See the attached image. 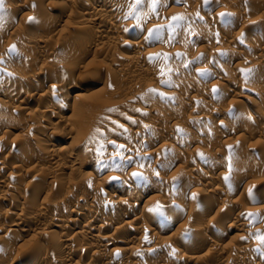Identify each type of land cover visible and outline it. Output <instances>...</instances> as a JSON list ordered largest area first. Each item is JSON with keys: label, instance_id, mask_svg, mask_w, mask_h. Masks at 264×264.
<instances>
[{"label": "rangeland", "instance_id": "374dc122", "mask_svg": "<svg viewBox=\"0 0 264 264\" xmlns=\"http://www.w3.org/2000/svg\"><path fill=\"white\" fill-rule=\"evenodd\" d=\"M3 1H6L5 3L6 4H8L7 6H9L8 8H7V6H5L4 4V6H5V8H4V6H3V9H0V11L2 12H0V19L2 20H0V29H1V31H0V33H1V35H0V53H4L5 52V54H10V52H11V54L10 55H12V56H14V55H17V51H16V49H15V52L12 50V46H16L17 44H14L16 41H17V39H20L21 37V39H23L24 38V36H25V38H24V41H22L23 42V44H24V46H26V47H28V48H26L25 47V50H26V59L29 57V49L31 50V47L33 48L34 46H32V44L34 45V43H35V41H37L36 39H38V40H42L43 38L42 37H45L46 39H47V37H48V39H52L51 41H54V40H56L55 38H57V35H58V37L60 36V35H64L63 33H65L66 32V30L68 29V27H72V26H81V25H78L77 24V22H79L78 21V19L76 18V16H74V15H72V16H74V17H71V15H69V14H67L72 8H74V6H72L71 7V5H74V4H71L70 5V3L68 2V0H41L42 2H38V0H3ZM11 1V2H10ZM13 1V2H12ZM35 1L37 2V4L35 3ZM119 1V5L118 6H120L122 9H125V10H127L126 12L128 13L127 14V17L125 18V20H124V23L125 24H130V26H128V30L125 32V35H126V37H129L130 36V38H137V39H142L143 38V40H144V44H145V46L142 48V50H141V52H143V53H152L153 52V54H154V56H155V59L153 60V61H151V62H149L150 63V65L149 64H147L148 65V69H149V71H153V72H155V76L157 75V77H155L154 75L152 76V75H150V74H142L141 76H138V77H133V75L132 74H134V73H132V72H134L135 70H136V68H138L139 66L140 67H143V69H147L146 67L147 66H142L144 63L142 62V63H139V64H142V65H139L138 63L134 66V64H125V63H121L120 62V55L121 54H125V53H127L128 52V49L127 48H124V47H120V46H115L114 47V45H109V41L108 40H110L111 38H112V34H114V32L113 31H111L110 29V31H106V33H103L102 35L100 34H97V32H96V28H94V27H87V28H85L84 29V31L83 32H81V33H79V34H77V35H75V37H73V39H72V44H71V46H73L74 47V49L71 47V48H68L69 49V52H72L71 54H69L68 53V49H64V48H62V50L60 49V50H58V52L56 53V55H57V58H56V56H55V58L54 59H52V60H50V63H48L49 65H50V67H48L49 65H47L46 67H45V69H47V70H43L42 72H43V75H41V77H43L44 78V80H43V78H39V81L40 82H44V84L46 85V84H48V83H52L53 81H51L53 78H54V75H59L60 76V78H61V76L63 75L62 73H64V75H66L65 77L63 76L62 77V80L61 79H59V76L57 75V84L58 85H60L61 84V86H62V83L64 84L62 87H61V91H63L64 89L63 88H65V92L67 91L68 92V90L67 89H69L70 88V86H74V84H75V90H78V88L80 87L79 85L81 84V86H87L88 88H90V90L92 89V92L90 91L89 92V95H87L85 98H84V100L82 99V102H80L78 99H74V95L76 94V93H72V94H67L68 96H65L64 95V97H63V94H65V92L63 93V94H61V96L63 97V99H62V97L60 98V99H58V101H57V98L58 97H55L56 96V94H52V95H49L48 96V100H49V98H50V100L49 101H47V102H45V101H43L42 99H40V98H38L39 99V101H37L36 99H35V97L36 96H34V97H32V98H30V99H28V106H27V108H26V110H25V112H23V113H21L20 115H19V113H16V112H14L13 111V107L11 108V109H9V108H0V114L1 115H4L3 117L1 116V119H0V121H2L3 122V124L5 123V124H8V123H6L5 122V118L4 117H6L7 115H8V117H9V115L10 116H12V118H14V119H17V121L18 122H20L18 119H21L22 121L24 120V118H25V116L27 115L26 113L28 112V113H33L34 114V112L36 111L37 113H39L40 115H41V110L43 111L44 109H45V107H47V106H53L54 104V106L55 107H57V109L59 110V116L57 115L56 117V119H55V116L51 119V118H48L47 120H46V123L43 125V126H45V130H46V132H45V130L43 131L44 132V134H46L47 136L49 135V138H47L46 140H45V136L46 135H44V134H42L43 132H41L40 130V132H41V134L42 135H44V137L43 136H40L41 134H40V132L38 131V133H37V130H35L36 128L34 127V129H33V127L31 126L33 123H31V122H33V121H30V122H28V121H25V122H23V125L22 126H20V124H19V126H17L18 124L16 123L15 124V120H13L11 117H10V119L8 118V117H6V119L7 120H13V121H11L12 123H13V125H11L12 126V128H11V126H10V124L11 123H9L8 125L10 126H7L8 127V129H7V127H6V125H3V124H1L0 123V125L1 126H3V127H0L1 129H0V136H1V138L3 137V136H5V137H3V138H5L6 139V144L8 143V142H10V144H11V146H12V143H14L15 142V139H16V142L14 143V144H16L17 143V141L19 140V139H21L20 141H18V142H20V146L24 149H22L20 146L18 147V149L19 148H21V152H22V150L24 151V152H22V156H24V157H13L14 159H11L10 157L8 158L7 157V155L6 154H8V152H10V149L8 148L9 147V145L10 144H7V147H5V148H7V149H4L3 151L1 150L0 151V162L1 163H4L5 164V166L6 167H3V170L2 169H0V181L2 180V182L3 183H5V185L4 186H1L2 188H0V199H1V197L3 198L4 196L5 197H7L6 199H8V194H9V197H11V198H9L10 199V201H8L7 200V203L5 202V203H1L0 204V236H2L3 234H5V232L6 231H4L3 229H4V226H5V222L7 221V220H9V221H12V219H13V217H11V218H5L4 219V221L2 222V220H3V216L5 217V213L7 212V211H9L10 213H14L15 212V214H19L20 213V207H21V203L23 202V198H22V196L21 195H23V193L22 192H24V190L26 189V188H29L32 184H34L35 182L37 183V181L39 180V178H34V170L32 169V166H33V164H35L36 165V167H35V169L37 168V170H39L38 168H41L42 169V171L43 170H45L46 169V171H47V169L49 170L50 169V167H52V164H51V162H49V161H46V157L44 156V154H45V152L43 151L44 150V148L42 147V148H39V146H37L36 144L34 145V143L32 142V143H29V142H26L27 140H29L30 139V137H33V136H36V135H38V136H36V137H40L43 141H42V144L43 145H45V146H48V148L50 149V150H52L53 148V151H55L56 153H58L59 155H64V154H66L68 151H69V149H70V147L72 148V146H73V141H75L76 142V138H78V136H80L78 133H80L81 132V129L78 127V125H77V121H78V123H80V125H82V126H86L87 128H88V138L89 139H93L92 141H95V142H97V144H98V146H97V144H96V147H98L97 148V150L96 151H94V149H96L95 147L93 148V149H91V148H89V149H91L90 151L87 149L86 150V152L83 150L82 151V153L83 152H85V153H87L86 155L88 156H94V157H98V158H102V157H104V155H105V152H113L114 151V153L116 154L113 158H111V161H109V160H106L105 161V168H107V166H108V168L110 169H107V171H106V174H120L121 172H124V171H127L129 168H132V167H134L135 169H138V165H139V167H141V166H143L142 167V169L144 168V170H145V168L146 169H149V168H152V169H155L158 165H156V162L159 160H157L156 158H157V156H159V157H161V155H163L164 154V156H170V155H172V150L174 151V149H173V147L172 146H175L174 144L176 143H178L179 142V144H180V146H179V144H177L176 145V147L178 148H176L177 150H178V152H179V154H178V157H177V159H176V165H178V163H179V165L183 162V159H184V157L183 156H185V159H189L190 158V155H191V152H193V150H191V149H194L193 147H195V144H196V142H195V144H194V142H193V140H195L194 138H196V141L198 142L197 144H196V147H198L199 146V148L200 149H202L203 148V150L205 149V147L208 145L209 147L211 146V144H214L216 141H219L218 143H220L221 144V146H218V145H220V144H218L217 142V144L215 143V146L214 147H208L207 146V148H206V150H208V149H210L212 152H215L216 150L218 151V152H220V151H222L224 148H225V146H228L227 147V149H228V151H229V153L228 152H226L227 150H223L224 152H226V153H224L223 151L220 153V155H217L216 156V158H218V159H215L212 163H206V164H208V165H206V164H201L202 162H201V157H199V158H197L196 156V161L195 162H198L199 163V165L201 164L202 165V167L204 166V165H206V166H204L203 168H201V165L199 166L200 168V170H195V171H191V172H187L186 174H182V173H180L179 172V174H177V172H176V166H171V167H166L165 169H163V170H161V173H162V175H159L158 177L159 178H155V179H153L155 182V185H157V189H156V186L154 187V188H152L153 186L152 185H150V186H147V188L149 187H151L150 189L148 188H146V186L144 185L143 186V188L144 189H142V187H140V191L142 190V191H144V194H143V192H142V195L139 193L137 196L139 197V195H141L140 196V198H136L135 200H134V202H136V200L137 199H139V201L137 200V202L135 203L136 204V207L135 208H138V207H140L141 206V204H143V202H144V200L146 199V200H148V197L150 198H152V196H154L155 197V195L156 196H158V195H161V193H167V194H165V195H167V196H169V198L172 200V201H170L169 200V198L167 197L166 199L168 200H166L165 201V196L164 195H161V196H164V197H162L163 199H164V202H166V203H163V204H161V202H163V201H159L160 202V204L161 205H156V204H154L156 207L155 208H157V206H158V209L160 210V211H162V209H163V211H162V215H160V222L162 223V225L164 224L165 226V228L160 232V233H157V236L155 235L154 236V238L153 237H150V230L151 229H154L155 231L154 232H156V231H158V228L157 227H155V226H151L150 225V223L148 222V217H145L144 215L143 216H140V217H142V218H138V222H137V226H143V224H145L144 226L146 227H144L143 226V228H144V230L142 231V234H143V236L144 237H146V241H148V240H150V244H156V245H160V243L161 242H163V243H161V245L162 244H165V241H167L168 239H171V237H175L174 236V234L173 233H179L180 234V232L179 231H177V229H178V227L177 226H179L180 224H181V222H182V224H184V223H186V224H189V226L187 227V226H185L186 228H189L190 229V226H191V228L192 229H194V226L193 225H195V222H196V220H198V219H196L197 217V215L200 213L201 214V217L200 218H203V220H207L208 221V218H211V217H215L216 216V219H218L219 220V222H216V221H218V220H216L215 222L216 223H214L213 225L212 224H208V226H213L216 230H219L220 232L222 231V233L220 234V235H223V236H217V237H215L216 238V242H217V245L219 246V247H216L215 246V250L213 249V251H210L209 253H208V250L207 249H201V251H198V250H200V249H198L197 250V248L195 249V248H191V249H187L188 251L185 253V252H183L184 254H180L179 255V257L178 256H170V257H168V259H167V261H165V263H161V264H264V231L263 230H258L256 227H258V225H260L261 223H263L262 225H264V217H263V213L261 214L260 213V215H255L254 217H252L253 218V220H252V222H250L251 224H249L248 226H249V233L246 235L245 233V235L241 232V231H238V230H235V229H233V230H228L227 228H226V226H227V224L229 223V222H231V220H232V218L231 217H229L228 216V214H226V210L224 211V210H222V207L224 206V205H226L225 206V208H227L228 206H229V204L228 203H230L231 204V202H232V205H231V207L229 206L228 208H232V206H233V204L234 203H237V201H235V199L237 200H239L238 201V203H240L241 202V204H243V205H240L239 204V210L242 212V213H244V214H247L248 213V210H249V212H251L252 210H253V208H257L258 206H262V205H264V202H263V200H262V198H261V190L263 189V186L260 184L261 183V179L264 177L263 175L264 174H262L261 173V171L259 172H257L256 171V173H255V175L253 174V176H252V178L250 179H248V180H246V181H242V182H238L237 183V181H234V183L233 184H229V186H230V190H232L233 188H235V192H233V193H235L233 196H232V198L230 197V195H229V193L231 194V191L230 192H228L227 191V194L229 195H227L226 193H224V194H221V195H219V200H218V198H216L217 199V201H216V204L215 205H213L212 207H211V210L212 211H210V209H207V211L209 212H207L206 210H202V208L204 207L203 205H205V197H203L202 198V196H204V195H202V194H200V195H202V196H200V195H198V197L195 199V203H193V201L192 202H188V207L187 206H185V207H187V210L184 208V210H182V212H183V214L181 215L180 213V215H181V217L182 218H185V219H181V222H172V223H170L169 222V219H168V217L170 218V215H172L173 213H175V212H178V211H180V207H179V205H178V207H176L177 209H179V210H177L176 208H174L177 204H179V198H181L182 197V193H184V192H186V191H190L192 188V190H196L197 191V193L199 192V190H201V188L202 189H213V188H216V186H218V187H222L223 185H222V183L223 184H226L227 183V178L226 177H228L227 175H230V170L231 169H228V166L229 165H227V166H224V165H226L228 162H226V161H228V159L225 161L226 163H223V169H226L225 167H227V169L226 170H228L226 173H225V170H223V169H221V168H219L220 167V164H216V163H220V160H222V159H224L223 157H222V155H226V154H231L230 153V150L232 149V147H233V144H236V143H234V141L236 142L237 141V143H239L238 142V140H239V137H237L238 136V134H239V131H241V133H243L244 131L243 130H245V132H248V130H251V128H253L252 130H254V127L253 126H251V128L246 124V118H244V116H238V115H242V113L241 112H248V113H255V115H256V113L257 114H261V115H264V106H263V104L261 103V104H259V102H260V100L262 99V100H264V94L263 95H260L261 97H259V95L258 96H256V100H257V103H255V104H252V103H250V102H248L246 99H245V97L244 96H246V95H249V96H253L254 94L252 93V87L256 84V80H253V78H252V74H250L248 71V75L245 73V72H243V70L241 71H239V69H237L238 71H237V73H236V70H234V73H232L231 75H229V77L228 78H226L227 77V75H226V73L224 72V70H223V68L225 69L226 68V66H228V64H230V62L232 61V59L234 58V56H230V58H229V55L228 54H226L224 51H226L227 50V47L229 48L230 47V43H227L228 42V40H230L229 38H230V36L236 31H238L239 32V29H240V31L241 30H243V32L245 33V31H247L245 34H244V37H243V40L245 39L246 40V42L248 43V44H253V39H255V41H254V44H258L260 47L262 46V47H264V36H256L255 38L253 37L254 36V34L252 35V34H250L249 32H248V29H246V28H248V26L247 27H244L243 26V28H242V25H244V24H247L248 23V21H258L257 19H259L260 20V17H262V15L264 14V13H262L264 10V0H260V2H258L259 0H255L254 1V4H256V5H254V6H256V7H254L253 5H250V4H252V2L253 1H249L250 3H246L244 6L242 5H240L241 7H243V8H241V7H239V6H236V3H235V1L236 0H215L216 2H214V0H141V2L139 3V4H135L134 2H135V0H118ZM133 1V2H132ZM142 1H143V3H142ZM160 3H159V2ZM167 1V2H166ZM219 1V2H218ZM257 1V2H256ZM11 4H10V3ZM20 2V3H19ZM22 2H23V4H22ZM35 4H33V3ZM149 2V3H148ZM164 2H166V3H164ZM169 2V3H168ZM263 2V3H262ZM40 3V4H39ZM52 3V4H51ZM69 3V4H68ZM158 3V4H157ZM162 3V4H161ZM10 4V5H9ZM17 4H21V5H24L21 9H17L16 8V5ZM29 4V5H28ZM54 4V5H53ZM130 4L132 5V6H130ZM149 4V5H148ZM155 4V5H154ZM233 4H235L234 6H233ZM260 4V5H259ZM32 5V6H31ZM36 6L35 7V9H34V6ZM78 5V4H77ZM76 5V6H77ZM124 5L127 7V9L124 7ZM168 5V6H167ZM246 5H248L249 7L247 8V10L245 9L244 10V8H246L247 6ZM11 6V7H10ZM39 8H38V7ZM52 6V7H51ZM75 6V7H76ZM129 6V7H128ZM160 6H161V8H160ZM251 6H253V8H251ZM258 6V7H257ZM25 7V8H24ZM33 7V8H32ZM51 7V8H50ZM55 7V8H54ZM66 7H69V8H66ZM71 7V8H70ZM147 7V8H146ZM164 7V8H163ZM171 7H173V8H171ZM10 8V9H9ZM31 8L33 9V10H35V11H32L31 10ZM66 8V9H65ZM150 8V9H149ZM226 8V9H225ZM239 8H241V9H243V11H253V9H255L253 12L255 13H253V12H249V14H250V16L248 15V12L247 13H243L242 12V10L240 11V10H238ZM250 8H251V10H250ZM260 8V9H259ZM5 9V10H4ZM7 9V10H6ZM37 9H40V10H37ZM53 9V10H52ZM142 9V10H141ZM230 9V10H229ZM232 9H234L233 11H231ZM10 10V11H9ZM13 10V11H12ZM21 10V11H20ZM45 10V11H44ZM65 10V11H64ZM69 10V11H68ZM175 10H177V11H175ZM256 10H258L257 12H255ZM15 11V12H14ZM31 11V12H30ZM37 11V12H36ZM133 11V12H132ZM148 11H149V13H148ZM160 11V12H159ZM226 11V12H225ZM5 12V13H4ZM188 12V13H187ZM194 12V13H193ZM240 14H238V13ZM240 12H242V13H240ZM261 12V13H260ZM4 13V14H3ZM26 13V14H25ZM39 13V14H38ZM42 13V14H41ZM45 13V14H44ZM139 13V14H138ZM143 13V14H142ZM148 13V14H147ZM258 13V14H257ZM10 14H12L11 16L13 17V19H12V17L10 16ZM15 14V15H14ZM23 14V15H22ZM36 14V15H35ZM38 14V15H37ZM138 14V15H137ZM154 14V15H153ZM177 14V15H176ZM244 15L243 16V18H242V15ZM246 14H247V16H246ZM254 16H253V15ZM260 14V15H259ZM262 14V15H261ZM4 15L6 16V17H4ZM9 17H8V16ZM30 15H32V16H30ZM54 15V16H53ZM62 15V16H61ZM142 15V16H141ZM157 15V16H156ZM176 15V16H175ZM188 15V16H187ZM190 15V16H189ZM221 15V16H220ZM239 15V16H238ZM36 16V17H35ZM40 16V17H39ZM50 16H51V18H53L54 20H58V25L55 23V25H56V27L55 28H53V33H52V31L51 32H49L48 34L46 33V31H44L43 32V30L41 29H39L38 27H35V23L37 24V23H41V19L43 18V22L46 20V19H50ZM69 16V17H68ZM152 16V17H151ZM178 16V17H177ZM187 16V17H186ZM198 16V17H197ZM240 17L241 16V18L239 19L238 17ZM3 17V18H2ZM139 17V18H138ZM147 17V18H146ZM174 17L176 18V19H174ZM6 18V19H5ZM11 19V20H9V19ZM31 18V19H30ZM34 18V19H33ZM36 18V19H35ZM56 18V19H55ZM58 18V19H57ZM72 18H74V19H72V21H71V19ZM141 18V19H140ZM163 18V19H162ZM168 18V19H167ZM172 18V19H171ZM244 18H245V21H244ZM248 19V21H247V19ZM250 18V19H249ZM30 19V20H29ZM33 19V20H32ZM76 19V20H75ZM143 19V20H142ZM159 19V20H158ZM180 19V20H179ZM209 19H211V20H209ZM237 19V20H236ZM239 19V20H238ZM29 20V21H28ZM31 20H32V22L33 23H31ZM36 20V21H35ZM155 20V21H154ZM213 20H216V21H219L222 25H223V27L222 28H220L219 30L217 29V30H215L216 28H214L213 26H211V25H208L209 24V22L210 21H213ZM26 21V22H25ZM160 21V22H159ZM165 21H167V22H165ZM172 21H173V23H172ZM239 21V22H238ZM243 21L244 22H246V23H243ZM4 22V23H3ZM22 22L24 23V24H22ZM30 22V23H29ZM64 22V23H63ZM153 22L154 23H157V24H167V27L165 26V29H163L162 31H154V29H152V27H150L149 25L152 23L153 24ZM165 22V23H164ZM242 22V23H241ZM132 23V24H131ZM145 23V24H144ZM208 23V24H207ZM224 23V24H223ZM30 24V25H29ZM33 24V25H32ZM70 24V25H69ZM173 24V25H172ZM199 24V25H198ZM203 24V25H202ZM235 24V25H234ZM3 27H2V26ZM22 26L24 29H21L22 30V32L21 33H18L19 35H17L16 33H15V30L13 31V28L15 29V26ZM175 25V26H174ZM177 25H178V27H177ZM225 25V26H224ZM227 25V26H226ZM6 26V27H5ZM10 26V27H9ZM25 26H26V28H25ZM33 28H32V27ZM132 26V27H131ZM187 26H189V27H187ZM199 26V27H198ZM201 26V27H200ZM207 26V27H206ZM210 26V27H209ZM31 29H30V28ZM96 27V26H95ZM124 27V26H123ZM198 27V28H197ZM206 27V28H205ZM227 27L231 30V31H233V32H230V31H228L229 29H227ZM8 28V29H7ZM29 28V29H28ZM37 28V29H36ZM66 28V29H65ZM135 28V29H134ZM176 28V29H175ZM193 28V29H192ZM204 28V29H203ZM225 28V31H223L222 29H224ZM65 29V30H64ZM140 29H141V31H140ZM145 29H147V30H145ZM151 29V30H150ZM190 29V30H189ZM206 29V30H205ZM233 29V30H232ZM246 29V30H245ZM3 30V31H2ZM7 30V31H6ZM26 30V31H25ZM32 30V31H31ZM34 30V31H33ZM58 30V31H57ZM86 30V31H85ZM186 30V31H185ZM201 30V31H200ZM11 31H13V33H14V35H17V36H20V38H18L17 37V39H16V37L13 35V36H11V35H9L10 33L9 32H11ZM94 31V32H93ZM119 31H124V28H120V30ZM145 31V32H144ZM150 31V32H149ZM227 31V32H226ZM4 32V33H3ZM7 32V33H6ZM40 32V33H39ZM137 32H139V33H137ZM217 32V33H216ZM224 32H226L227 33V35H226V33H224ZM37 33V34H36ZM66 33H68V32H66ZM146 33V34H145ZM148 33V34H147ZM169 33V34H168ZM172 33H173V35H172ZM249 33V34H248ZM11 34H12V32H11ZM24 36H23V35ZM26 34V35H25ZM44 34V35H43ZM154 34V35H153ZM46 35V36H45ZM50 35H52V36H50ZM55 35V36H54ZM67 35V34H66ZM69 35V34H68ZM79 35V36H78ZM96 35V36H95ZM142 35H145V36H142ZM163 35V36H162ZM186 35V36H185ZM248 35H250L251 37H253V38H251L250 36L247 38L246 36H248ZM255 35H257V34H255ZM27 36V37H26ZM35 36V37H34ZM40 36V37H39ZM42 36V37H41ZM84 36V37H83ZM181 36V37H180ZM229 36V37H228ZM34 37V38H33ZM39 37V38H38ZM65 37H67V36H64V38ZM104 37V38H103ZM185 37V38H184ZM32 38V39H31ZM69 38H70V36L69 37H67V39L69 40ZM89 38H91V41H90V39ZM105 38L107 39V41L105 40ZM165 38V39H164ZM180 38V39H179ZM181 38H183V39H181ZM217 38V39H216ZM54 39V40H53ZM66 39V38H65ZM76 39V40H75ZM84 39H86V40H83ZM98 39V40H97ZM184 39H186V40H184ZM263 39V40H262ZM25 40H27V41H25ZM28 40H29V42H28ZM94 40V41H93ZM100 40V41H99ZM262 40V41H261ZM19 41V40H18ZM80 41V42H79ZM88 41V42H87ZM90 41V42H89ZM106 41V42H105ZM25 42V43H24ZM83 42H84V44H83ZM87 42V43H86ZM103 42V43H102ZM108 42V43H107ZM245 42V41H244ZM250 42V43H249ZM252 42V43H251ZM17 43V42H16ZM80 43H82V44H80ZM90 43V44H89ZM107 43V44H106ZM183 43V44H182ZM27 44V45H26ZM86 44H88V45H86ZM105 44V45H104ZM229 44V45H228ZM247 44V45H248ZM76 45H77V47H76ZM80 47H79V46ZM212 45V46H211ZM14 46V47H15ZM112 46V47H111ZM30 47V48H29ZM79 47V48H78ZM111 47V48H110ZM85 48V52H83L82 50ZM100 48V49H99ZM110 48V49H109ZM209 48V49H208ZM71 49V50H70ZM82 49V50H81ZM117 49V50H116ZM27 50H28V52H27ZM66 52H65V51ZM79 50V51H78ZM3 51V52H2ZM7 51V52H6ZM76 51H77V53H76ZM110 51V52H109ZM115 51V52H114ZM220 51V54L221 55H218L219 52ZM62 52V53H61ZM79 52H82V53H79ZM114 52V53H113ZM225 54H224V53ZM252 52V53H251ZM16 53V54H15ZM88 53V54H87ZM143 53H141V54H143ZM213 53V54H212ZM64 54V55H63ZM69 54V55H68ZM74 54V55H73ZM82 54V55H81ZM95 54V55H94ZM184 54V55H183ZM217 54V55H216ZM242 54H245L244 56H242L241 58H239L238 59V61H241L242 59V61H244L245 59L247 60L248 58V60H250L251 61V59L253 58V61H251V62H249L248 60L246 61L248 64H252V65H257V68H258V70L260 71H262V69L264 70V59H263V57L262 56H258L257 54L256 55H254V52H253V50L251 49V48H249V50H248V48H246V49H244L243 51H242ZM80 56V58L78 57V56ZM94 55V56H93ZM175 55V56H174ZM212 55V56H211ZM60 56V57H59ZM72 56V57H71ZM77 56V57H76ZM84 56V57H83ZM89 56V57H88ZM171 56V57H170ZM190 57V58H188V57ZM223 56V57H222ZM228 56V57H227ZM1 57V56H0ZM64 57V58H63ZM73 57H75V58H73ZM83 57V58H82ZM187 57V58H186ZM194 57V58H193ZM224 57H225V59H227L228 58V60H225L224 59ZM247 57V58H246ZM251 57V58H250ZM63 58V59H62ZM69 58V59H68ZM72 58V59H71ZM78 60H77V59ZM93 58V59H92ZM179 59V61H178V59ZM237 58V57H236ZM245 58V59H244ZM29 59V58H28ZM66 59H68L69 61H71V62H69L68 60H66ZM84 59V60H83ZM119 59V60H118ZM190 61H189V60ZM241 59V60H240ZM263 59V60H262ZM57 61V63H56V61ZM91 60V61H90ZM95 60H96V62H95ZM174 60V61H173ZM188 60V61H187ZM231 60V61H230ZM64 61H65V63H64ZM66 61H67V63H66ZM78 61V62H77ZM89 61H90V63H89ZM228 61V62H227ZM241 61V62H242ZM63 62V63H62ZM74 63V65H73V63ZM253 62V63H252ZM1 63H2V65H1ZM56 63V64H55ZM114 63V64H113ZM154 63V64H153ZM192 63L193 64H195V65H192ZM244 63V62H243ZM255 63V64H254ZM53 64V65H52ZM55 64V65H54ZM59 64V65H58ZM64 64H66V65H64ZM69 64V65H68ZM116 64V65H115ZM122 64V65H121ZM233 63L231 62V64H230V66L232 67L233 65H232ZM246 66H249L248 64H246V63H244ZM0 69H3L4 70V72L1 70V72H0V78L3 76V78H4V80H3V78H1V80H0V100H3V101H8L7 99L5 100V98L3 99V96H2V98H1V92L3 93V91H5V89L7 88V86L9 85V84H13V82L12 81H10L9 82V80H11L10 79V77H12V76H20L22 73H23V71L20 69V68H15V67H13V69H20L21 71H22V73L19 75L18 74V72L20 71V70H18L16 73L15 72H13V71H15V70H12V67H9V66H7L6 64H4V61H2V59L0 58ZM6 67V69H5V67ZM68 65V66H67ZM71 65V66H70ZM121 65V67H119ZM139 65V66H138ZM56 66V67H55ZM57 66H58V68H57ZM63 66H66L67 68H64ZM73 66V67H72ZM108 66V67H107ZM246 66H244V67H246ZM7 67H9V68H11V70H9V68L7 69ZM55 67V69H53ZM202 67H204V69L206 68H208L207 70H206V72H205V70L204 69H201ZM223 67V68H222ZM49 68V69H48ZM69 68H72L71 70L69 69ZM118 68H119V70H118ZM125 68V69H124ZM158 68V69H157ZM61 69V70H60ZM63 69H66V71L65 70H63ZM67 69H69V71L67 70ZM78 69V70H77ZM122 69H123V71H122ZM204 70V72L202 71L201 72V70ZM211 70V73L210 72H208V71H210ZM9 70V71H8ZM50 70V71H49ZM54 70V71H53ZM56 70V71H55ZM58 70V71H57ZM221 70H223V71H221ZM48 71V72H47ZM68 71V72H67ZM200 72V74L201 73H203V74H201V76H199V74L197 73V72ZM213 71V72H212ZM14 73V75L12 74V73ZM218 72V73H217ZM241 73V74H239V73ZM57 73V74H56ZM132 73V74H131ZM157 73V74H156ZM235 73H236V75H235ZM242 73H244V76H241V75H243ZM2 74V75H1ZM18 74V75H17ZM24 74V73H23ZM51 74V75H50ZM79 74V75H78ZM81 74V75H80ZM84 76H83V75ZM159 74V75H158ZM192 74L194 75V76H192ZM197 74H198V76H197ZM205 74V75H204ZM207 74V75H206ZM245 74L247 75V77H246V79H243V77L245 78ZM7 75V76H6ZM52 75H53V77H52ZM71 75V76H70ZM196 75V76H195ZM236 77H235V76ZM21 76H23V75H21ZM45 76V77H44ZM131 76V77H130ZM203 76V77H202ZM225 76V77H224ZM249 76H251V77H249ZM52 77V78H51ZM80 77V78H79ZM130 77V78H129ZM188 77H189V79H188ZM191 77H196V78H199L198 79V81L196 80V78H191ZM233 77H234V79H233ZM242 78L241 80H240V78ZM49 80H48V79ZM50 78H51V80H50ZM64 78V79H63ZM72 78V79H71ZM96 78L98 79V80H96ZM104 78V79H103ZM134 78V79H133ZM136 78V79H135ZM235 78H236V83L238 82L239 84H240V82L242 81L243 83L242 84H244V90H243V92L242 93H239V95L236 97V94L234 95V93H231V94H227V96L226 95H224L223 93L221 94V91L225 88V86L226 87H228L230 84L232 85V82H230V81H233V80H235ZM239 78V79H238ZM247 78L249 79V80H247ZM188 79V80H187ZM225 79V80H224ZM230 79V80H229ZM232 79V80H231ZM240 81H238V80ZM2 80H3V82H2ZM46 80H48L47 82H46ZM64 80H65V83H64ZM79 80H81V81H79ZM96 80V81H95ZM134 80V81H133ZM186 80H187V82H186ZM193 80V81H192ZM228 82H227V81ZM244 80H246L247 82H245L244 83ZM250 80H252V81H250ZM61 82V83H59V82ZM72 81V82H71ZM100 81H102V82H100ZM104 81V82H103ZM123 81V82H122ZM255 82V84H253L254 82ZM46 82V83H45ZM75 82V83H74ZM97 82V83H96ZM135 82V83H134ZM250 82H252V83H250ZM94 83V84H93ZM136 84V86L134 85V84ZM237 83V84H238ZM2 84H3V86H2ZM7 84V85H6ZM66 84V85H65ZM78 84V85H77ZM249 84V85H248ZM6 85V88L4 87ZM32 85H33V88L35 87L36 89H38L39 90V92H38V90H36L35 88V90L37 91L36 93L37 94H41V93H43V91H44V87H41L40 89L41 90H43V91H41L40 89H39V87H37V85L35 84V83H33V84H31L29 87H30V89L32 88ZM23 86H25L24 84H23ZM69 86V87H68ZM77 86V87H76ZM79 86V87H78ZM4 87V88H3ZM74 87H71V88H74ZM135 87V88H134ZM26 88V87H25ZM32 88V89H33ZM204 88V89H203ZM22 89V88H21ZM70 90V89H69ZM202 90H204V92L207 90V91H209V93L211 92H213V94L214 95H212V97H211V99L210 98H203V94H201L203 91ZM215 90V91H214ZM206 91V92H207ZM129 92V93H128ZM173 93V94H172ZM199 93V94H198ZM245 93V94H244ZM124 94V95H123ZM174 94H176V95H179V94H181L182 96H186V98L187 99H189L190 97H192V96H197L199 99H200V97H201V99H203V102L201 103V101H200V103H199V101H192V102H190V101H188V100H186V101H183L184 103L185 102H187V104L185 103L184 105H183V102H182V104L181 105H178V106H176V108H175V106H174V102H175V95ZM184 94V95H183ZM240 94L242 95V96H240ZM97 95V96H96ZM166 95V96H165ZM171 95V96H170ZM215 95L217 96L216 98H214L213 99V97H215ZM231 95V96H230ZM51 96V97H50ZM54 96V97H53ZM173 96V97H172ZM255 96V95H254ZM23 97V96H22ZM53 97V98H52ZM66 97V98H65ZM73 97V98H72ZM25 97H23V98H21V99H18L17 100V102H15V104L14 105H16V104H19V100H22V99H24ZM51 98H52V100H51ZM56 98V99H55ZM235 98H237V99H235ZM35 101H34V100ZM68 101H67V100ZM92 99V100H91ZM217 99V100H216ZM223 99V100H222ZM230 99H232V100H236V101H232V100H230ZM40 100H42V101H40ZM74 100V101H73ZM232 101V102H227V101ZM243 100V101H242ZM38 103H37V102ZM55 101V102H54ZM63 101V102H62ZM66 101V102H65ZM97 102V103H99L98 105H97V103H95L96 104V106H94L95 104H94V102ZM40 102V103H39ZM61 102V103H60ZM75 102V103H74ZM86 102H87V105H86ZM215 102V103H214ZM43 103H45V105L43 104ZM47 103V104H46ZM73 103V104H72ZM190 103H192V104H190ZM206 103V104H205ZM231 103H232V105H233V108H234V113H236V114H234V113H231L232 112V106H230L231 108H229V106H226L227 104H229V105H231ZM233 103H235V104H233ZM67 104L69 105V106H67ZM71 104V105H70ZM200 104V105H199ZM226 104V105H225ZM44 105V106H43ZM72 105H75V106H77V107H79V111H78V113H75V114H73L72 112H71V110H70V108H71V106ZM91 105V106H90ZM93 105V106H92ZM101 105H102V107H101ZM188 105H189V107H188ZM193 106V110L191 111V109H190V107H192ZM195 105V106H194ZM218 107H217V106ZM247 105V106H246ZM38 106V107H37ZM53 106V107H54ZM98 106H99V108L100 109H98ZM213 106H215L217 109L216 110H219V107H221V112H219V113H216L215 112V114L213 113V110L212 109H214L215 107H213ZM224 108H223V107ZM29 107V108H28ZM54 107V108H55ZM61 107V108H60ZM86 109H85V108ZM90 107H97V108H94L95 110H97L96 112H95V110L94 109H92V108H90ZM174 107V108H173ZM188 107V108H187ZM213 107V108H212ZM226 107V108H225ZM229 108V110H228V108ZM247 107V108H246ZM41 108V109H40ZM196 108V109H195ZM28 109V110H27ZM226 109V110H228L230 113H229V115H225V117H224V110ZM244 109V110H243ZM247 109V110H246ZM5 110V111H4ZM33 110V111H32ZM38 110V111H37ZM124 110V111H123ZM130 110V111H129ZM195 110V111H194ZM215 110V109H214ZM225 110V111H226ZM231 110V111H230ZM235 110H236V112H235ZM12 111V112H11ZM32 111V112H31ZM40 111V112H39ZM181 111V112H180ZM203 111V112H202ZM210 111V112H209ZM212 111V112H211ZM220 111V110H219ZM35 112V113H36ZM90 112V113H89ZM100 112V113H99ZM157 112V113H156ZM175 112V113H174ZM192 112V113H191ZM195 112V113H194ZM36 113V114H37ZM89 113V114H88ZM161 113V114H160ZM165 113V114H164ZM239 113V114H238ZM34 114L36 117H41L39 114ZM99 116H98V115ZM126 114V115H125ZM193 114H194V116H196L197 118H198V116H200L197 120H196V122H195V119L194 120H191V121H188V122H185L184 120L187 118V117H193ZM16 115V116H15ZM25 115V116H24ZM61 115V116H60ZM86 115V116H85ZM97 115V116H96ZM190 115H192V116H190ZM19 116V117H18ZM21 116H23L22 118H21ZM68 116V117H67ZM91 116V117H90ZM212 116V117H211ZM236 116H238L240 119H238ZM16 117V118H15ZM39 117H38V119H39ZM62 117H63V120L66 122H64L63 120H62ZM93 117V118H92ZM228 117V118H227ZM59 118H61V119H59ZM94 118H95V120H94ZM99 118V119H98ZM131 118V119H130ZM223 118V119H222ZM225 118V119H224ZM232 118V119H231ZM26 119V118H25ZM59 119V120H58ZM79 119V120H78ZM98 119V120H97ZM226 119H227V121H226ZM90 120H93V121H90ZM198 120H200L199 122H198ZM238 120H240V121H238ZM58 121H60V122H58ZM80 121V122H79ZM95 121V122H94ZM184 121V122H183ZM193 121H194V123H193ZM223 121H226V122H223ZM236 121H238V123L236 122ZM70 122H72V123H70ZM85 122V123H84ZM93 122V123H92ZM191 124H190V123ZM221 122H223L222 124H221ZM236 122V125L235 124H233V123H235ZM245 122V123H244ZM20 123H22V122H20ZM25 123L28 125V126H31L32 127V129H31V127H29V129H28V127H24V125H25ZM31 123V125H29V124ZM48 123H49V125H48ZM74 123V124H73ZM34 124H35V122H34ZM33 124V125H34ZM65 124H67V125H65ZM76 124V125H75ZM227 124H229V125H227ZM246 124V125H245ZM69 125V126H68ZM71 125H72V128L70 129V127H71ZM115 125H117V127L115 126ZM219 125V126H218ZM223 125V126H222ZM226 125V126H225ZM5 126V127H4ZM15 126V127H14ZM35 126V125H34ZM42 126V127H43ZM108 128H107V127ZM149 126V127H148ZM158 126V127H157ZM225 126V127H224ZM228 126H229V128L230 129H232V128H234L233 130V133H232V130H230V129H228ZM236 126V127H235ZM239 126H240V128H239ZM244 128H243V127ZM246 126H248V127H246ZM13 127H14V129H13ZM41 127V126H40ZM68 127V128H67ZM74 127V128H73ZM97 127H98V129H97ZM100 127H101V129H100ZM105 127V128H104ZM110 127V128H109ZM113 127H115V128H113ZM121 127V128H120ZM126 127V128H125ZM170 128L171 129V127H174L173 129H172V131H173V133L172 134H169L168 135V132H167V130H166V128ZM224 127V128H223ZM232 127V128H231ZM6 128V129H5ZM26 128H27V130H26ZM44 128V127H43ZM96 128V129H95ZM143 128V129H142ZM154 128V129H153ZM165 128V129H164ZM215 128H217L218 130H220V131H222V132H226V129H228L229 131H231V132H228L227 134H228V136H227V134H226V138L227 139H229L230 141H229V143L230 144H226L225 146H224V144H225V142H223L224 141V138L225 137H222L223 138V140L222 139H220V140H214L215 142H213V139L211 140V136H210V131H213V130H215ZM222 128V129H221ZM242 128V129H241ZM247 128V129H246ZM13 129V130H12ZM69 129H70V131H72L73 133H74V135H73V138H71V136L69 135V134H67V133H69ZM73 129V130H72ZM122 129V130H121ZM129 129V130H128ZM158 129V130H157ZM32 130H34V131H32ZM41 130H43V129H41ZM68 130V131H67ZM114 130V131H113ZM127 130V131H126ZM165 130H166V132H165ZM169 130V129H168ZM186 130V131H185ZM206 130V131H205ZM223 130H225V131H223ZM9 131V132H8ZM27 131V132H26ZM35 131H36V133H35ZM75 131V132H74ZM97 131V132H96ZM99 131V132H98ZM109 133H107V132ZM109 131H111V132H109ZM139 133H138V132ZM175 131V132H174ZM203 131V132H202ZM8 132V133H7ZM49 132H50V134H49ZM103 132V133H102ZM113 132V133H112ZM256 132V131H255ZM2 133H4L5 135H3ZM6 133H7V135H6ZM23 133V134H22ZM27 133V134H26ZM31 133V134H30ZM34 133V134H33ZM71 133V132H70ZM104 133H105V135H104ZM203 133V134H202ZM205 133H207V134H205ZM17 134V135H16ZM25 134V135H24ZM40 134V135H39ZM52 134H53V136H52ZM67 134V135H66ZM81 134V133H80ZM101 134V135H100ZM137 134H139V136H141V137H139ZM209 134V137L207 136ZM3 135V136H2ZM20 135V136H19ZM23 135V136H22ZM29 135H32V136H29ZM66 135V136H65ZM139 137H137V136ZM174 135V136H173ZM201 135V137H199ZM203 135V136H202ZM17 136V137H16ZM19 136V137H18ZM27 136H29V138L27 137ZM55 136V137H54ZM62 136V137H61ZM67 136H69L68 138H66ZM81 136H84V135H81ZM80 136V137H81ZM144 136V137H143ZM192 136V138H193V136H197V137H194L193 138V140H192V138H190ZM225 136V135H224ZM16 137V138H15ZM20 137H22L23 138V140H22V138H20ZM57 137V138H56ZM169 137V138H168ZM199 137V138H198ZM204 137L206 138V139H204ZM231 137V138H230ZM235 137V138H234ZM237 137V138H236ZM258 137V138H257ZM26 138H27V140H26ZM56 138V139H55ZM59 138V139H58ZM63 138V139H62ZM105 138V139H104ZM168 138V139H167ZM263 138V139H262ZM12 139V140H11ZM18 139V140H17ZM53 139V140H52ZM71 139V140H70ZM75 139V140H74ZM149 139V140H148ZM165 141H164V140ZM172 139V140H171ZM191 139V140H190ZM198 139V140H197ZM202 139V141H200V140ZM204 139V140H203ZM210 139V140H209ZM8 140V141H7ZM24 140H25V142H24ZM45 140V141H44ZM47 140H48V142H49V144L47 145ZM52 140V141H51ZM58 140V141H57ZM186 140H190V141H192L193 143H192V145L189 143V141H187L186 142ZM205 140H207V142H204ZM222 140V141H221ZM13 141V142H12ZM21 141H23V142H21ZM181 141V142H180ZM183 141V142H182ZM185 141V142H184ZM210 141V142H209ZM211 141H212V143H211ZM252 141H253V143H252ZM262 141H264V129L261 131V132H259V133H253L251 136H250V138L248 139V141H247V143H243L242 145H243V147L244 148H247L249 145L248 144H250L251 143V145H253V146H256V144L258 145H260V144H262ZM44 142V143H43ZM115 142V143H114ZM233 142V144L231 145V143ZM249 142V143H248ZM46 143V144H45ZM70 143V144H69ZM134 143V144H133ZM136 143V144H135ZM163 143V144H162ZM166 143V144H165ZM171 145H170V144ZM186 143H187V145H186ZM189 143V144H188ZM199 143H201V144H199ZM210 143V144H209ZM224 143V144H223ZM13 144V145H14ZM22 144H24V145H22ZM28 144V145H27ZM42 144H41V146H42ZM116 144H121V145H123L124 147L125 146H127L128 148H130L131 147V150L132 151H142L143 150V152H144V150L147 152H149V151H151V150H153V149H157V147L160 149L158 152H159V154H157V156L155 157V155L153 156V155H149V156H147V155H144L143 157V160L142 159H139L138 161H137V158L136 159H134V160H130L131 161V163L129 162V160L128 159H126V155H127V152H126V150L124 151L123 149H117L115 146H116ZM128 144V145H127ZM133 144V145H132ZM150 144V145H149ZM168 144V145H167ZM194 144V145H193ZM206 144V145H205ZM31 145H33V147L31 146ZM50 145V146H49ZM132 145V146H131ZM188 145L190 146L189 148H188ZM204 145V146H203ZM224 147H223V146ZM6 146V145H5ZM10 146V148H12ZM28 148H27V147ZM35 146H37V147H35ZM40 146V147H41ZM135 146H136V149H134L135 148ZM149 146V147H148ZM151 146V147H150ZM167 146V147H166ZM169 146V147H168ZM219 147V149H215V148H218ZM246 146V147H245ZM172 147V148H171ZM195 147V148H196ZM39 148V149H38ZM46 148V147H45ZM65 148V149H64ZM126 148V147H125ZM153 148V149H152ZM167 148V149H166ZM220 148H221V150H220ZM17 149V148H16ZM16 149L14 148L13 149V151H16ZM32 149V150H31ZM58 149V150H57ZM115 149V150H114ZM162 149H163V151H162ZM172 149V150H171ZM188 149V150H187ZM25 150H27V151H25ZM29 150L31 151V152H29ZM94 151V153H93V151ZM98 150H101V151H98ZM169 150V151H168ZM190 150V151H189ZM215 150V151H214ZM35 151V152H34ZM44 153H43V152ZM217 151H216V154H217ZM30 153L31 154V156L32 157H34L33 159L31 158V159H28L29 157H31L28 153ZM61 152V153H60ZM102 152V153H101ZM168 152H170L169 154H168ZM201 152H204V151H202L201 150ZM253 152H255V155L257 154V152L256 151H253ZM29 155H27V154ZM41 153V154H40ZM84 153V154H85ZM97 153V154H96ZM188 153H190V155L188 154ZM24 154V155H23ZM25 154H26V156H25ZM34 154H38L37 155V157H35L36 155H34ZM168 154V155H167ZM180 154H181V156H180ZM185 154H188L189 155V157H188V155H185ZM219 154V153H218ZM233 154V153H232ZM4 155V156H3ZM5 155H6V157H5ZM40 155V156H39ZM62 155V156H63ZM227 155V156H228ZM234 155V154H233ZM236 155V154H235ZM43 156V157H42ZM219 156H221L220 158H222V159H220L219 158ZM258 156V155H257ZM27 157V158H26ZM147 157V158H146ZM149 157H150V159H149ZM155 157V158H154ZM183 157V158H182ZM17 158V159H16ZM41 159V162H40V159H39V161L37 160V159ZM125 158V159H124ZM153 158V159H152ZM44 159V160H43ZM102 159H105V157L104 158H102ZM150 161H149V160ZM151 159H152V161H151ZM184 159V161H187V160H185ZM258 160H260L259 158H257ZM28 160V161H27ZM31 160V161H30ZM114 160V161H113ZM136 160V161H135ZM145 160V161H144ZM155 160H157L156 162H155ZM190 160V159H189ZM219 161V162H217V161ZM4 161V162H3ZM35 161H37V163H35ZM44 161V162H43ZM61 161V160H60ZM109 161V162H108ZM129 163H128V162ZM154 161V162H153ZM182 161V162H181ZM200 161V162H199ZM257 161V160H256ZM5 162H7V163H5ZM31 162H33V164L31 163ZM48 162V163H47ZM62 162V161H61ZM120 162H121V164H120ZM125 162V163H124ZM134 162H136V163H134ZM140 162V163H139ZM149 162V163H148ZM150 162H151V166H150ZM181 162V163H180ZM24 163V164H23ZM26 163H31L29 166H28V164H26ZM107 163V164H106ZM108 163H109V165H108ZM153 163H155L154 165H152ZM158 163V162H157ZM10 164L12 165V166H14V168H16V166H18L16 169H15V171H9L8 170V168H9V166H10ZM43 164V165H42ZM112 164V167H110V165ZM123 164V165H122ZM147 164H149L148 166H149V168L148 167H144V166H147ZM183 164V163H182ZM229 164V163H228ZM1 165V164H0ZM16 165V166H15ZM38 165V166H37ZM125 165V166H124ZM137 165V166H136ZM213 165H216V166H213ZM2 166V165H1ZM0 166V167H1ZM26 166V167H25ZM128 166V167H127ZM155 166V167H154ZM218 166V167H217ZM31 167V168H30ZM115 167V168H114ZM120 167V168H119ZM122 167V168H121ZM7 168V169H6ZM27 168V169H26ZM30 168V169H29ZM33 168H34V166H33ZM44 168V169H43ZM124 168V169H123ZM127 168V169H126ZM175 168V169H174ZM213 168H215V170L213 169ZM220 169V171H219V169ZM5 169V170H4ZM26 169V170H25ZM29 169V170H28ZM114 169V170H113ZM116 169V170H115ZM126 169V170H125ZM140 170H141V168H139ZM159 169V170H158ZM112 170V171H111ZM156 170H158V172L160 171V168H159V166L156 168ZM4 171V172H3ZM19 171V172H18ZM46 171H44V173L46 172ZM89 171L90 172H92V170L90 169V168H86V169H83L82 170V173L81 174H88L89 173ZM163 171V172H162ZM224 171V172H223ZM12 172V173H11ZM16 172V173H15ZM27 172V173H26ZM108 172V173H107ZM200 172H202V174L204 173H209V174H214L215 176L216 175H218L217 173H223V179L221 180L220 178H219V180L220 181H222L221 182V185H220V181L218 182V181H216L215 182V184L214 183H210L209 182V180L207 179V178H205V177H201L202 178V180L200 181V182H197V183H199V184H192L193 186H191V184L190 183H192L193 182V177H197L198 175H200ZM215 172V173H214ZM228 172H230V173H228ZM233 172V171H232ZM8 173V174H7ZM75 173H76V175H75ZM77 171H74L73 173L71 172V175H70V170L69 169H67V171H64L63 172V175L61 176V178H60V176L58 177L59 179H56L55 180V191H56V198H59L60 200H61V198H62V200L63 201H65V202H67L66 204H67V206H66V208L63 206V205H61V204H63L64 202L62 201H60L59 199H56V202H54V203H50L51 205L53 204V206H50L49 205V208H50V210H51V207L53 208L51 211H50V214L49 215H42V217L40 216H26L27 217V219H31V217H32V220L30 221H25L26 223H22L23 225L20 227V225H19V227H17V228H15V227H13V226H11V227H9L8 229H10V231L11 230H14V233H16L15 235H14V233H13V235H14V237H15V239H13V241H10V242H8L7 244H5L4 246L3 245H1L0 244V263H2V264H14L15 263V261L17 262V264H22V262L25 260V259H23V253L22 252H24L23 250H25L26 251V248L28 247L27 245H28V241L30 240V238L31 237H39L38 239H40V235H38V233H40V231H41V229L43 228V227H45V225L47 226V225H50V224H52V225H60V226H64V224H62L63 223V221H65V219H66V217H68L69 216V213H70V206L72 207V205L74 206L77 202L79 203V205L81 204V205H83V204H86L82 199H84L85 198V196H87V194H88V197L87 198H85V199H88V200H90V197L93 195V196H95V194H94V192H92V189L90 188V189H88V187H86V184H85V181H82V180H80L79 179V177H80V174L78 173ZM147 173H149L148 171H147ZM160 173V172H159ZM174 173H176V175H177V177H176V185L175 186H177V187H174V189L173 190H175V191H168L167 190V187H165V185L166 186H168V180L167 179H172V177L175 175H173ZM18 174V175H17ZM24 174V175H23ZM74 174V175H73ZM225 174V175H224ZM20 175V176H19ZM70 175V176H69ZM75 177V179H74V177ZM175 175V176H176ZM13 176H15V177H13ZM20 178H19V177ZM69 176V177H68ZM172 176V177H171ZM261 176H262V178H261ZM11 177V178H10ZM13 177V178H12ZM68 177V178H67ZM73 178V179H71V178ZM169 177V178H168ZM67 178V179H66ZM144 180V181H142V183H146L147 182V180H148V176L144 173H142V175L140 176V182H141V180L142 179ZM226 178V179H225ZM61 179V180H60ZM70 180L71 182L69 183L67 180ZM159 179V180H158ZM9 180V181H8ZM17 180V181H16ZM34 180V181H33ZM59 180V181H58ZM72 180L74 181L75 180V183H73L72 182ZM76 180L78 181L77 183V186H76ZM80 180V181H79ZM99 180H100V177H99ZM127 180V179H126ZM128 180H130L129 182V184L130 185H139V182H138V184L136 183V182H134L133 183V180H134V177H133V179L131 180V179H128ZM162 180V181H161ZM32 181H33V183H32ZM120 181H122V180H120ZM135 181V180H134ZM146 181V182H145ZM172 181V180H171ZM224 181H225V183H224ZM249 181H251L252 182V184H251V182H250V185L248 184V182ZM16 182V183H15ZM40 182V180L38 181V184H37V186L40 184L39 183ZM58 182V183H57ZM68 182V183H67ZM80 182V183H79ZM156 182H157V184H156ZM60 183V184H59ZM83 183V184H82ZM120 184H121V182H119ZM123 183V182H122ZM132 183V184H131ZM136 183V184H135ZM235 183H237V184H235ZM64 184V185H63ZM68 184H71V185H69L68 186ZM160 184V186L158 187V185ZM164 184V185H163ZM218 184V185H217ZM257 184H259V185H257ZM81 185V186H80ZM123 185H124V183H123ZM220 185V186H219ZM262 186V188H261V186ZM62 186V187H61ZM65 186H67L66 188H65ZM71 186V187H70ZM75 186H76V188H75ZM161 186H162V188H164L163 190V192H162V188H161ZM188 186H191V187H189V189H188ZM196 186V187H195ZM229 186H228V188H229ZM258 186V187H257ZM10 187L11 188H20L19 190H20V195H17L16 197H12V195L10 194ZM60 187V188H59ZM70 187V188H69ZM74 187V189H71V188H73ZM212 187V188H211ZM242 187V188H241ZM246 188V189H244L243 190V188ZM9 188V189H8ZM64 188V189H63ZM147 190H146V189ZM161 188V189H160ZM173 188V187H172ZM187 188V189H186ZM191 188V189H190ZM261 190H260V189ZM57 189H60L59 191L60 192H58V190ZM165 189L167 190V191H165ZM69 191V194H68V192H67V194L69 195H67V194H65V191ZM72 190V191H71ZM152 190V191H151ZM90 191V192H89ZM107 191H109V192H112V190H110V189H107ZM147 191V192H146ZM151 191V192H150ZM259 191V192H258ZM75 192V193H74ZM85 192H86V194H85ZM146 192V193H145ZM173 192V193H172ZM4 193V194H3ZM58 193H60V194H58ZM93 193V194H92ZM151 193V194H150ZM158 193H160V194H158ZM168 193H170V194H168ZM240 193H243V194H245L246 193V196L245 195H243V194H241V195H239ZM259 193V194H258ZM62 194V195H61ZM73 194V195H72ZM75 194V195H74ZM83 194L85 195L84 196V198H82L83 197ZM150 194V195H149ZM158 194V195H157ZM173 194V195H172ZM11 195V196H10ZM67 195V196H66ZM72 195V196H71ZM90 195V196H89ZM122 195V196H121ZM145 195V196H144ZM256 195H257V197H256ZM62 196V197H61ZM105 196V195H104ZM104 196L103 195H99L98 196V193H97V198L98 197H101V198H104ZM120 196L121 197H127V196H125L124 195V193L122 194H120ZM160 196V197H161ZM172 196V197H171ZM239 196H241L242 198H240ZM244 196V197H243ZM21 197V198H20ZM61 197V198H60ZM66 197V198H65ZM69 197V199H67ZM80 197V198H79ZM159 196L157 197V199H155V200H161L162 198H160ZM228 197V198H227ZM230 197V198H229ZM239 197V198H238ZM247 197V198H246ZM64 198H65V200H64ZM100 198V199H101ZM150 198V199H151ZM156 198V197H155ZM158 198H160V199H158ZM178 198V199H177ZM201 199V201H200V199ZM252 198H254L253 200H255V201H253L252 200ZM257 198H260L259 200L257 199ZM41 199H42V197L40 198H38L37 200H35V201H38V206H37V204L35 203V201H34V205H36V206H34L33 207V209H35L36 211H39V210H42L41 209V207H40V202H42L41 201ZM84 199V200H85ZM95 199V198H94ZM98 200V202H97V200L95 201L96 203H100L99 205H101V206H103L104 208H106V209H110V210H113V211H117V212H125V213H129V211L127 210V208L126 207H121V206H118V205H109V204H107L103 199H101V200ZM149 199V200H150ZM153 200H154V198H152ZM198 199V200H197ZM203 199V200H202ZM264 199V198H263ZM12 200V201H11ZM17 200V201H16ZM68 200V201H67ZM70 200V201H69ZM79 200V201H78ZM142 200V201H141ZM155 200L154 201H152L153 203H155ZM177 200L178 202H175V201ZM196 200H197V202H196ZM233 200H234V202H233ZM244 200V201H243ZM260 201V202H258V201ZM16 201V203H14ZM19 201V202H18ZM174 201V202H173ZM204 201V202H203ZM245 202V203H243V202ZM59 204H58V203ZM139 202V203H138ZM141 202V203H140ZM159 202H157V203H159ZM168 202V203H167ZM199 202V203H198ZM201 202V203H200ZM257 202V203H256ZM263 202V203H262ZM19 203V204H18ZM58 205V207H56L57 205ZM170 203H171V205H170ZM177 203V204H176ZM192 203L194 204V205H192ZM10 204V205H9ZM15 204V205H14ZM55 204V205H54ZM166 204H169L168 206L170 207V206H172V209L170 208L169 209V207L167 206V207H162V205L164 206V205H166ZM227 204H228V206H227ZM13 205V206H12ZM19 205V206H18ZM200 205H201V207L202 208H200V210L198 209L199 207H200ZM41 206H42V208L44 207L45 208V206L43 205V203H41ZM48 206V205H47ZM59 206H62V207H59ZM161 206V207H160ZM190 206H193L192 207V209H190V211L193 213L194 211H196L195 213H191V214H188L189 212H188V209H189V207ZM194 206H195V208H194ZM240 206H243V207H241L240 208ZM69 207V208H68ZM108 207V208H107ZM122 209H121V208ZM154 207V206H153ZM198 207V208H197ZM214 207V208H213ZM9 208V209H8ZM38 208H39V210H38ZM55 208H57V209H55ZM68 208V210L66 211V209ZM161 208V209H160ZM168 208V209H167ZM11 209H13V210H11ZM14 209H15V211H14ZM55 209V210H54ZM65 209V210H64ZM165 209H167V210H165ZM196 209V210H195ZM221 209V210H220ZM241 209H243V210H241ZM244 209H245V211H244ZM252 209V210H251ZM35 210H33V211H35ZM165 210V211H164ZM170 210H171V214H170ZM174 210V211H173ZM177 210V211H176ZM251 210V211H250ZM35 211V212H36ZM53 211V212H52ZM60 211V212H59ZM69 211V212H68ZM167 211H169V212H167ZM185 211V212H184ZM204 211H205V213H204ZM223 211V212H222ZM254 211V210H253ZM16 212H18V213H16ZM219 212H222V213H219ZM166 213V214H165ZM198 213V214H197ZM208 213V214H207ZM219 214V215H217V214ZM226 214L227 216H224V214ZM252 213V212H251ZM54 215V217H53V220H52V217L51 216H53ZM142 214V213H141ZM140 214V215H141ZM167 214H170L169 216L167 215ZM59 215V216H58ZM100 215V214H99ZM146 215V214H145ZM186 215H188L190 218H188V216H186ZM254 214L252 213V216H253ZM47 216H49V217H47ZM96 216H98L97 214L95 215V217ZM166 216V217H165ZM191 216H192V218H191ZM193 216H195V217H193ZM258 216L260 217L259 219H258ZM33 217H35V218H33ZM36 217H38V218H36ZM94 217V215H93V218L92 217H90L89 219L87 218V217H80V218H78V220H77V222H79V225H77V227L79 226L80 228L84 225V226H86L85 224H87V223H89V224H91V225H89V226H91L92 228L90 229V230H88V232L90 233V234H94L95 233V230H96V228H94V227H96V226H98V224H100L101 223V221H102V218H101V216H98V217H96L95 218ZM163 217V218H162ZM225 217V218H224ZM226 217H228L229 219H227ZM55 218V219H54ZM87 218V219H86ZM97 218H99V220H100V222H99V220L97 219ZM162 218V219H161ZM165 218H167V219H165ZM188 219V221L186 222L185 220H187ZM257 218V219H256ZM11 219V220H10ZM37 219H38V221H37ZM61 221H60V220ZM81 219V220H80ZM93 219V220H92ZM144 219V220H143ZM224 219H227V220H224ZM262 219V220H261ZM14 220V219H13ZM96 220H98V222L96 221ZM143 220V221H142ZM182 220H184V221H182ZM221 220H222V222H221ZM259 220V221H258ZM52 221V222H51ZM58 221V222H57ZM60 221V222H59ZM96 221V222H95ZM145 221H147V222H145ZM191 221V222H190ZM31 222V223H30ZM142 222V223H141ZM197 222H199V221H197ZM221 222V223H220ZM227 222V223H226ZM4 223V224H3ZM84 223V224H83ZM175 223V224H174ZM253 223V224H252ZM40 224V225H39ZM141 224V225H140ZM147 224V225H146ZM170 224V225H169ZM173 224V225H172ZM56 225V226H57ZM94 225V226H93ZM217 225V226H216ZM25 226V227H24ZM37 226V227H36ZM43 226V227H42ZM204 226H206V225H204ZM203 226V227H204ZM261 226V225H260ZM24 227V228H23ZM27 227V228H26ZM167 227L169 228V229H167ZM61 229H59L58 230V228H54V227H52V233H56V235H55V237H54V242L52 241L51 242V245H54V244H56V246H58V248L60 249L61 247L63 248L64 247V245L65 244H67V242H65V240L66 239H68L74 232H77L76 230L77 229H75V231L73 232V231H70V229L67 227V228H63L62 229V227H60ZM174 228H176V229H174ZM218 228V229H217ZM221 230H220V229ZM256 228V229H255ZM192 229H190V230H186V229H183V231H188V232H186L187 234L189 233V235H190V233H191V231H194V230H192ZM227 229V230H226ZM61 230V231H60ZM114 229L112 228V229H110L109 231H108V234H113L114 233V231H113ZM179 230V229H178ZM256 230V231H255ZM21 231V232H20ZM93 231H94V233H93ZM259 231V232H258ZM31 232V233H30ZM70 232V233H69ZM144 232V233H143ZM64 233V234H63ZM185 233V232H184ZM192 233H195V232H192ZM191 233V234H192ZM37 234V235H36ZM145 234V235H144ZM62 235H64V236H62ZM193 236H196L197 234H192ZM260 235V236H259ZM17 236V237H16ZM59 236H60V238H59ZM169 236H171V237H169ZM64 237V238H63ZM189 237H191V236H189ZM242 237V238H241ZM258 238V240H257V238ZM56 238H57V240H56ZM148 238V239H147ZM164 238H165V240H164ZM172 238V239H173ZM215 238H213V239H215ZM252 238V239H251ZM254 238V239H253ZM18 239V240H17ZM59 239V240H58ZM224 239V240H223ZM239 239V240H238ZM241 239V240H240ZM219 241V244H218V241ZM223 240V241H222ZM238 242H237V241ZM243 240V241H242ZM257 240V241H256ZM260 240V241H259ZM55 241H57V242H55ZM241 242V244L244 246V247H246V245H248V246H250V247H253L254 248V250L255 251H253V253H251V255H248L249 257H245V256H243L242 254H236V252H234V250L233 249H230V247H232V248H234V247H236L237 245H238V243L240 244V242ZM262 241V242H261ZM157 242H159V243H157ZM10 243V244H9ZM54 243V244H53ZM80 243V242H79ZM78 243V245L76 244V243H74V244H71L72 245V247H73V251H72V253H71V255H69L70 256V259L69 260H71V262H68L69 264L71 263H74V262H78V257L81 255V254H84V252H83V249L84 248H82V244L80 245ZM27 244V245H26ZM134 245H136L137 243H133ZM148 244V243H147ZM169 244V243H168ZM168 244H165L164 245V247H163V245H162V248H164L166 251L168 250L169 251V245ZM236 244V245H235ZM240 244V245H241ZM81 247H80V246ZM96 245V244H95ZM106 245V244H105ZM227 245V246H226ZM241 245V246H242ZM2 246V247H1ZM55 245H54V247L55 248H57ZM101 246V245H100ZM99 245H98V247H99V249H102V250H99L98 249V247L96 248V247H94L93 249H91V250H99V251H101V252H107V254L108 253H110V252H112V250H113V255H116V256H113L114 257V259H115V261L117 262L116 264H118V262H119V264H121V263H123L125 260H123L124 258H123V256L121 257V255L119 256V253H117V252H115V250L114 249H116L117 247H120L121 245H110V246H103V244H102V246L100 247ZM166 246H169L168 248L166 247ZM4 247V248H3ZM229 247V248H228ZM244 247H242V248H244ZM24 248V249H23ZM57 248V249H58ZM81 248V249H80ZM219 248V249H218ZM2 249H4V250H2ZM5 249H6V251H5ZM7 249H8V251H7ZM17 249V250H16ZM22 249V250H21ZM103 249H105V250H103ZM145 248H141V249H139V251H138V253H137V255L135 254L134 255V257H133V259L136 261V262H138L139 261V259H140V261H142L143 259H142V257H143V254H144V251H142V250H144ZM217 249V250H216ZM227 249V250H226ZM107 250V251H106ZM207 250V251H206ZM225 250V251H224ZM110 251V252H109ZM217 251V252H216ZM222 251H224L223 253V255L222 254H220L219 255V253L221 252L222 253ZM232 251H233V253L234 254H231L232 253ZM15 252V253H14ZM21 252V253H20ZM211 252H213V253H211ZM226 252V253H225ZM8 253V254H7ZM89 255H90V253L89 252H87ZM118 255H117V254ZM40 254V253H39ZM38 253L36 254L35 253V257L36 258H34V259H32V261H29L28 263L30 264V262L33 264L35 261V264H41V262L40 261H42V259H43V255L42 256H40ZM86 254V253H85ZM141 254V255H140ZM228 254H229V256H228ZM2 255V256H1ZM37 255H39V256H37ZM89 255H88V257H89ZM158 254H156L155 256L156 257H154V256H150V258H148L149 259V261H148V263L149 264H155L156 263V260H157V258H158V256H157ZM212 255H214V256H212ZM227 255V256H226ZM234 255H236V257L234 256ZM242 255V260H241V258H240V256ZM136 256V257H135ZM139 256H141V257H139ZM230 256H232V258L230 257ZM234 256V257H233ZM38 257V258H37ZM41 257V258H40ZM86 257V258H85ZM84 257V259L82 260V262L83 263H86V264H103V262H101V261H99L98 259H92L91 260V262H90V260H88V258H87V256H85ZM118 257H120V258H118ZM152 257V258H151ZM172 257V258H171ZM239 257V258H238ZM40 258V259H39ZM122 258V259H121ZM205 258V259H204ZM217 258H220V260L219 259H217ZM244 258V259H243ZM247 260H246V259ZM17 259V260H16ZM119 259V260H118ZM136 259H138V260H136ZM177 259V260H176ZM213 261H212V260ZM224 259V260H223ZM2 260V261H1ZM98 260V261H97ZM134 260H133V262H134ZM173 260V261H172ZM228 260V261H227ZM241 262H240V261ZM120 261H122V262H120ZM235 261H237V262H235ZM239 261V262H238ZM19 262V263H18ZM59 261L57 260V262L56 263H54V264H57ZM81 261L79 262V264L81 263V264H83ZM64 263V262H63ZM147 263V264H148ZM58 264H60V263H58ZM157 264V263H156ZM158 264H160V263H158Z\"/></svg>", "mask_w": 264, "mask_h": 264}, {"label": "bare ground", "instance_id": "6f19581e", "mask_svg": "<svg viewBox=\"0 0 264 264\" xmlns=\"http://www.w3.org/2000/svg\"><path fill=\"white\" fill-rule=\"evenodd\" d=\"M15 1V0H14ZM24 1V0H23ZM34 1V0H33ZM42 2L41 0H38V2ZM66 1V0H65ZM122 1V0H121ZM153 1V0H152ZM155 1V0H154ZM157 1V0H156ZM171 1V0H170ZM217 1V0H216ZM215 0H214V2H216ZM251 1H253L252 2V4H250V5H256V4H254V1L255 0H236L235 1V3H236V6H239V7H241L242 5L244 6L247 2L248 3H250ZM4 3L6 2V1H3ZM11 2V1H10ZM9 2V3H10ZM13 2V1H12ZM68 2L70 3V5L71 4H74V5H71V7L72 6H74V8H72L67 14H69V15H71V17H74V16H76V18L78 19V21L79 22H77V24L78 25H81V26H72V27H68V29L66 30V32H68V33H63L64 35H60L59 37H58V35H57V38H55L56 40H54V41H51L52 39L50 38V39H48V37H47V39L45 38V37H42L43 39L42 40H38V39H36L37 41H35V43H34V45L32 44V46H34L33 48L31 47V50L29 49V59L27 58H25L26 57V50H25V47L26 46H24V44H23V42L22 41H24V38H25V36H24V38L23 39H21L20 38V36H17V35H19L18 33H21L22 32V30L21 29H24L22 26H15V29L13 28V31L15 30V33L17 34V35H14V33H13V31H11L12 32V34H11V32H9L10 34L9 35H11V36H15L16 37V39H17V37L18 38H20V39H17V43L15 42L14 44H17L15 47L14 46H12V50L15 52V49H16V51L18 52L17 53V55H14V56H12V55H10L11 54V52H10V54H5V52L4 53H0V58L2 59V61H4V64H6L7 66H9V67H12V70H15V69H13V67H15V68H20L22 71H23V73H22V71L20 70V69H18V70H20L19 72H18V74L20 75L21 73V75H23V76H12V77H10V79L11 80H9V82L10 81H12L13 82V84H9L8 86H7V88H6V85L4 86L6 89H5V91H3V93L1 92V98H2V96H3V99L5 98V100L7 99L8 101H3V100H0V108H9V109H11L12 107H13V111L14 112H16V113H19V115L21 114V113H23V112H25V110H26V108H27V106H28V99H30V98H32V97H34V96H36L35 97V99L37 98H40V99H42L43 101H45V102H47V101H49L50 100V98H49V100H48V96L49 95H54V94H56V96L55 97H58L57 98V101H58V99H60L62 96H61V94H63L65 91V88H63L64 90L63 91H61V87L64 85L63 83H62V86H61V84L60 85H58L56 82V80L58 79L57 78V75H54V78L51 80V78L53 77V75H52V77L50 78V80L51 81H53L52 83H48V84H44V82H40L39 81V78L41 77V75H43V70L45 69V67L47 66V65H49L48 63H50V60H52V59H54L55 58V56H56V58H57V55H56V53L58 52V50H62V48H64V49H68V48H73L74 49V47L73 46H71V44H72V39H73V37H75V35H77V34H79V33H81V32H83L84 31V29L85 28H89V27H94V28H96V32H97V34H103V33H106V31H113L114 32V34H112L113 36H112V38L110 39V40H108L109 41V45H114V47L115 46H120V47H124V48H127L128 49V52L127 53H125V54H121L120 55V62L121 63H125L126 65L127 64H134V66L138 63H144L143 65L142 64H139V65H142V66H147L146 68L147 69H143V67H140L139 65V67L138 68H136V70L134 71V72H132V73H134V74H132L133 75V77H138V76H141L142 74H150V75H154L155 76V72H151V71H149V69H148V65L147 64H149L150 65V63L149 62H151V61H153L154 59H155V56H154V54H153V52L152 53H143V52H141V50H142V48L145 46V44H144V40H143V38L142 39H137L136 37L135 38H130V36L129 37H126V35H125V32L128 30V26H130V24L128 25V24H125L124 23V20H125V18L127 17V10H125V9H122L120 6H118L119 4V1L118 0H68ZM133 2V1H132ZM159 2V1H158ZM161 2V1H160ZM159 2V3H160ZM167 2V1H166ZM166 2H164V3H166ZM219 2V1H218ZM257 2V1H256ZM258 2H260V0L258 1ZM3 3V4H4ZM20 3V2H19ZM33 3V2H32ZM35 3L37 4V2L35 1ZM68 3V4H69ZM135 3V2H134ZM142 3H143V1H142ZM149 3V2H148ZM169 3V2H168ZM261 3V2H260ZM263 3V2H262ZM2 4V6H0V9H3V6L6 4H4L3 5ZM11 4V3H10ZM9 4V5H10ZM22 4H23V2H22ZM34 4V3H33ZM40 4V3H39ZM52 4V3H51ZM78 4V5H77ZM158 4V3H157ZM162 4V3H161ZM8 4H6L5 6H7ZM29 5V4H28ZM35 5V4H34ZM33 5V6H34ZM54 5V4H53ZM77 5V6H76ZM149 5V4H148ZM155 5V4H154ZM235 4H233V6H234ZM241 5V6H240ZM260 5V4H259ZM5 6H4V8H5ZM24 5H21V4H17L16 5V8L17 9H21L22 7H23ZM32 6V5H31ZM76 6V7H75ZM168 6V5H167ZM247 7L246 8H244V10L246 9L247 10V8L249 7L248 5H246ZM253 6H251V8H253ZM9 6H7V8H8ZM11 7V6H10ZM35 7L36 6H34V9H35ZM38 7V6H37ZM40 7V6H39ZM38 7V8H39ZM52 7V6H51ZM50 7V8H51ZM70 7V8H71ZM124 7L127 9V7L124 5ZM129 7V6H128ZM245 7V6H244ZM254 7H256V6H254ZM258 7V6H257ZM264 7V6H263ZM25 8V7H24ZM33 8V7H32ZM31 8V10L32 11H35V10H33ZM41 8V7H40ZM55 8V7H54ZM66 8H69V7H66ZM65 8V9H66ZM147 8V7H146ZM160 8H161V6H160ZM164 8V7H163ZM171 8H173V7H171ZM241 8H243V7H241ZM241 8H239L238 10H240ZM251 8H250V10H251ZM10 9V8H9ZM23 9V8H22ZM21 9V10H22ZM150 9V8H149ZM226 9V8H225ZM260 9V8H259ZM5 10V9H4ZM7 10V9H6ZM20 10V11H21ZM37 10H40V9H37ZM53 10V9H52ZM142 10V9H141ZM230 10V9H229ZM234 9H232L231 11H233ZM242 10V12L244 13H247L248 11H243V9H241ZM240 10V11H241ZM255 9H253V11H254ZM264 10V9H263ZM10 11V10H9ZM13 11V10H12ZM41 11V10H40ZM45 11V10H44ZM65 11V10H64ZM175 11H177V10H175ZM253 11H251V12H253ZM258 10H256L255 12H257ZM1 12V11H0ZM15 12V11H14ZM31 12V11H30ZM37 12V11H36ZM42 12V11H41ZM133 12V11H132ZM160 12V11H159ZM226 12V11H225ZM242 12H240V13H242ZM250 12V11H249ZM249 12H248V15L250 16V14H249ZM250 12V13H251ZM2 13V12H1ZM5 13V12H4ZM3 13V14H4ZM43 13V12H42ZM41 13V14H42ZM148 13H149V11H148ZM147 13V14H148ZM188 13V12H187ZM194 13V12H193ZM238 13V12H237ZM254 13V12H253ZM261 13V12H260ZM262 13H264V11L262 12ZM26 14V13H25ZM39 14V13H38ZM37 14V15H38ZM45 14V13H44ZM139 14V13H138ZM137 14V15H138ZM143 14V13H142ZM239 14V13H238ZM255 14V13H254ZM258 14V13H257ZM12 14H10V16H11ZM15 15V14H14ZM23 15V14H22ZM36 15V14H35ZM72 15H74V16H72ZM154 15V14H153ZM177 15V14H176ZM175 15V16H176ZM240 15V14H239ZM238 15V16H239ZM242 15V14H241ZM253 15V14H252ZM260 15V14H259ZM262 15V14H261ZM8 16V15H7ZM30 16H32V15H30ZM54 16V15H53ZM62 16V15H61ZM142 16V15H141ZM157 16V15H156ZM188 16V15H187ZM186 16V17H187ZM190 16V15H189ZM221 16V15H220ZM237 16V17H238ZM243 16L244 15H242V18H243ZM246 16H247V14H246ZM254 16V15H253ZM4 17H6L5 15H4ZM9 17V16H8ZM12 17V16H11ZM36 17V16H35ZM40 17V16H39ZM69 17V16H68ZM152 17V16H151ZM178 17V16H177ZM198 17V16H197ZM251 17V16H250ZM3 18V17H2ZM139 18V17H138ZM147 18V17H146ZM239 19L241 18V16L240 17H238ZM6 19V18H5ZM9 19V18H8ZM12 19H13V17H12ZM34 19V18H33ZM32 19V20H33ZM36 19V18H35ZM56 19V18H55ZM58 19V18H57ZM71 19V18H70ZM72 19H74V18H72ZM72 19H71V21H72ZM141 19V18H140ZM163 19V18H162ZM168 19V18H167ZM172 19V18H171ZM238 19V20H239ZM247 19V18H246ZM250 19V18H249ZM1 20V19H0ZM9 20H11V19H9ZM30 20V19H29ZM28 20V21H29ZM32 20H31V23H33L32 22ZM43 20V18L41 19V23H35V27H38L40 30L42 29L43 30V32L44 31H46V33L48 34L49 32H51L52 30H53V28H55L56 27V25H55V23L57 24L58 23V20H54L53 18H51V16H50V19L48 18V19H46L44 22L42 21ZM76 20V19H75ZM143 20V19H142ZM159 20V19H158ZM180 20V19H179ZM209 20H211V19H209ZM237 20V19H236ZM258 21H248V19H247V21H248V23L247 24H244V25H242V28H243V26L244 27H247L248 26V28H246V29H248V32L250 33V34H254V38L256 37V36H264V14L262 15V17H260V20L259 19H257ZM2 21V20H1ZM36 21V20H35ZM155 21V20H154ZM244 21H245V18H244ZM243 21V23H246V22H244ZM26 22V21H25ZM24 22V23H25ZM160 22V21H159ZM165 22H167V21H165ZM164 22V23H165ZM239 22V21H238ZM4 23V22H3ZM23 22H22V24H24ZM30 23V22H29ZM64 23V22H63ZM172 23H173V21H172ZM242 23V22H241ZM132 24V23H131ZM145 24V23H144ZM208 24V23H207ZM224 24V23H223ZM30 25V24H29ZM33 25V24H32ZM58 25V24H57ZM70 25V24H69ZM173 25V24H172ZM199 25V24H198ZM203 25V24H202ZM208 25H211V26H213L214 28H216L215 30H219L220 28H222L223 27V25L219 22V21H216V20H213V21H210L209 22V24ZM235 25V24H234ZM2 26V25H1ZM4 26V25H3ZM2 26V27H3ZM55 26V27H54ZM96 26V27H95ZM124 26V27H123ZM150 27H152V29H154V31H162L163 29H165V26L167 27V24H157V23H154L153 22V24L151 23L150 25H149ZM175 26V25H174ZM225 26V25H224ZM227 26V25H226ZM6 27V26H5ZM10 27V26H9ZM32 27V26H31ZM132 27V26H131ZM177 27H178V25H177ZM187 27H189V26H187ZM199 27V26H198ZM197 27V28H198ZM201 27V26H200ZM207 27V26H206ZM205 27V28H206ZM210 27V26H209ZM25 28H26V26H25ZM30 28V27H29ZM28 28V29H29ZM33 28V27H32ZM120 28H124V31H119L120 30ZM8 29V28H7ZM31 29V28H30ZM37 29V28H36ZM66 29V28H65ZM64 29V30H65ZM110 29V30H109ZM135 29V28H134ZM176 29V28H175ZM193 29V28H192ZM204 29V28H203ZM227 29H229L228 27H227ZM231 29V28H230ZM228 30V31H230V32H233V31H231V30ZM241 29V28H240ZM240 29H239V32L237 31H235L231 36H230V40H228V42L227 43H230V47L228 48L227 47V50L226 51H224L226 54H228L229 55V58H230V56H234V58L232 59V67L230 66V64H231V62H230V64H228V66H226V68L224 69L223 67V70H224V72L226 73V75H227V77L226 78H228L229 77V75H231L232 73H234V70H236V73H237V69H239V71L241 70H243V72H245L247 75L250 73V74H252L251 76H252V78H253V80H256L255 82H256V84H255V82L253 83V84H255L253 87H252V93L255 95H253V96H249V95H246V96H244L245 97V99L248 101V102H250V103H252V104H255V103H257V100H256V96H258L259 95V97H261L260 95H263L264 94V70L262 69V71L260 70H258V68H257V65L255 66V65H252V64H248L246 61L249 59H245L244 61H242L241 59V61H238V59L239 58H241L242 56H244L245 54H242V51L244 50V49H246V48H248V50H249V48H251L252 50H253V52H254V55H258V56H262L263 57V59H264V47H260L258 44H254V41H255V39H253L254 41H253V44H248L247 42H246V40L244 39L243 40V37H244V34L247 32V31H245V33L243 32V30H241L240 31ZM245 29V30H246ZM145 30H147V29H145ZM151 30V29H150ZM190 30V29H189ZM206 30V29H205ZM223 31H225V28L224 29H222ZM0 31H1V29H0ZM3 31V30H2ZM7 31V30H6ZM26 31V30H25ZM32 31V30H31ZM34 31V30H33ZM54 31V30H53ZM53 31H52V33H53ZM58 31V30H57ZM86 31V30H85ZM140 31H141V29H140ZM186 31V30H185ZM201 31V30H200ZM24 32V31H23ZM22 32V33H23ZM94 32V31H93ZM145 32V31H144ZM150 32V31H149ZM227 32V31H226ZM226 32H224V33H226ZM4 33V32H3ZM7 33V32H6ZM40 33V32H39ZM137 33H139V32H137ZM217 33V32H216ZM248 33V34H249ZM37 34V33H36ZM67 34V35H66ZM69 34V35H68ZM146 34V33H145ZM148 34V33H147ZM169 34V33H168ZM247 34V33H246ZM255 34H257V35H255ZM0 35H1V33H0ZM26 35V34H25ZM44 35V34H43ZM49 35V34H48ZM154 35V34H153ZM172 35H173V33H172ZM226 35H227V33H226ZM2 36V35H1ZM46 36V35H45ZM50 36H52V35H50ZM55 36V35H54ZM64 36H67V37H69L70 36V38H69V40L67 39V37H65L64 38ZM79 36V35H78ZM96 36V35H95ZM142 36H145V35H142ZM163 36V35H162ZM186 36V35H185ZM250 35H248V36H246L247 38L249 37ZM27 37V36H26ZM35 37V36H34ZM33 37V38H34ZM40 37V36H39ZM38 37V38H39ZM84 37V36H83ZM181 37V36H180ZM229 37V36H228ZM251 37V36H250ZM253 37H251V38H253ZM104 38V37H103ZM185 38V37H184ZM257 38V37H256ZM26 39V38H25ZM32 39V38H31ZM90 39V41H91V38H89ZM165 39V38H164ZM180 39V38H179ZM181 39H183V38H181ZM217 39V38H216ZM19 40V41H18ZM76 40V39H75ZM83 40V39H82ZM84 40H86V39H84ZM83 40V41H84ZM98 40V39H97ZM105 40L107 41V39L105 38ZM184 40H186V39H184ZM263 40V39H262ZM261 40V41H262ZM25 41H27V40H25ZM89 41V42H90ZM94 41V40H93ZM100 41V40H99ZM105 41V42H106ZM245 41V42H244ZM248 41V40H247ZM28 42H29V40H28ZM80 42V41H79ZM88 42V41H87ZM86 42V43H87ZM25 43V42H24ZM103 43V42H102ZM108 43V42H107ZM106 43V44H107ZM250 43V42H249ZM252 43V42H251ZM80 44H82V43H80ZM83 44H84V42H83ZM90 44V43H89ZM183 44V43H182ZM248 44V45H247ZM27 45V44H26ZM86 45H88V44H86ZM105 45V44H104ZM229 45V44H228ZM79 46V45H78ZM212 46V45H211ZM76 47H77V45H76ZM80 47V46H79ZM78 47V48H79ZM112 47V46H111ZM110 47V48H111ZM26 48H28V47H26ZM30 48V47H29ZM109 48V49H110ZM83 49V48H82ZM81 49V50H82ZM100 49V48H99ZM209 49V48H208ZM71 50V49H70ZM117 50V49H116ZM57 51V52H56ZM65 51V50H64ZM79 51V50H78ZM83 52H85V48L82 50ZM3 52V51H2ZM7 52V51H6ZM27 52H28V50H27ZM56 52V53H55ZM66 52V51H65ZM73 52V51H72ZM72 52H69V49H68V53L69 54H71ZM110 52V51H109ZM115 52V51H114ZM113 52V53H114ZM223 52V53H224ZM62 53V52H61ZM76 53H77V51H76ZM79 53H82V52H79ZM141 53H143V54H141ZM219 54L218 55H221L220 54V51L218 52ZM224 53V54H225ZM252 53V52H251ZM16 54V53H15ZM68 54V55H69ZM88 54V53H87ZM213 54V53H212ZM64 55V54H63ZM74 55V54H73ZM82 55V54H81ZM95 55V54H94ZM93 55V56H94ZM184 55V54H183ZM217 55V54H216ZM78 56V55H77ZM76 56V57H77ZM175 56V55H174ZM212 56V55H211ZM60 57V56H59ZM72 57V56H71ZM79 58H80V56H78ZM84 57V56H83ZM82 57V58H83ZM89 57V56H88ZM171 57V56H170ZM188 57V56H187ZM186 57V58H187ZM223 57V56H222ZM228 57V56H227ZM237 57V58H236ZM64 58V57H63ZM62 58V59H63ZM73 58H75V57H73ZM188 58H190V57H188ZM194 58V57H193ZM247 58V57H246ZM251 58V57H250ZM69 59V58H68ZM68 59H66V60H68ZM72 59V58H71ZM77 59V58H76ZM93 59V58H92ZM118 59V60H119ZM178 59V58H177ZM191 59V58H190ZM224 59H225V57H224ZM262 59V60H263ZM78 60V59H77ZM84 60V59H83ZM189 60V59H188ZM187 60V61H188ZM225 60H228V58L227 59H225ZM56 61V60H55ZM58 61V60H57ZM57 61H56V63H57ZM69 61V60H68ZM91 61V60H90ZM90 61H89V63H90ZM174 61V60H173ZM178 61H179V59H178ZM190 61V60H189ZM249 62H251V61H253V58L251 59V61L250 60H248ZM59 62V61H58ZM69 62H71V61H69ZM78 62V61H77ZM95 62H96V60H95ZM228 62V61H227ZM246 63V64H248L249 66H246L244 63ZM254 62V61H253ZM252 62V63H253ZM55 63V64H56ZM63 63V62H62ZM64 63H65V61H64ZM66 63H67V61H66ZM73 63V62H72ZM136 63V64H135ZM54 64V65H55ZM114 64V63H113ZM154 64V63H153ZM255 64V63H254ZM1 65H2V63H1ZM0 65V66H1ZM5 65V66H6ZM53 65V64H52ZM59 65V64H58ZM64 65H66V64H64ZM69 65V64H68ZM67 65V66H68ZM73 65H74V63H73ZM116 65V64H115ZM122 65V64H121ZM121 65L119 66V67H121ZM192 65H195V64H193L192 63ZM4 66V65H3ZM4 66V67H5ZM71 66V65H70ZM244 66H246V67H244ZM9 67H7V69L9 68ZM48 67H50V65L48 66ZM56 67V66H55ZM55 67L53 68V69H55ZM64 68H67L66 66H63ZM73 67V66H72ZM108 67V66H107ZM1 68V67H0ZM57 68H58V66H57ZM237 68V69H236ZM5 69H6V67H5ZM49 69V68H48ZM70 70L72 69V68H69ZM69 69H67L68 71H69ZM125 69V68H124ZM158 69V68H157ZM201 69H204V67H202ZM200 69V70H201ZM206 69V68H205ZM204 69V70H205ZM208 69V68H207ZM206 69V70H207ZM1 70L4 72V70L3 69H0V72H1ZM9 70H11V68H9ZM8 70V71H9ZM17 69L15 70V71H13V72H17L18 71ZM45 70H47V69H45ZM61 70V69H60ZM63 70H65L66 71V69H63ZM78 70V69H77ZM118 70H119V68H118ZM204 70H201V72L203 71L204 72ZM206 70H205V72H206ZM210 70V69H209ZM223 70H221V71H223ZM50 71V70H49ZM54 71V70H53ZM56 71V70H55ZM58 71V70H57ZM67 71V72H68ZM122 71H123V69H122ZM249 73H248V72ZM21 72V73H20ZM48 72V71H47ZM197 72V71H196ZM208 72H210L211 73V70L210 71H208ZM213 72V71H212ZM12 73V72H11ZM65 73V72H64ZM64 73H62L63 75L61 76V78H60V76H59V79H61L62 80V77L64 76H66V75H64ZM198 74H199V76H201V74H203V73H201L200 74V72H197ZM218 73V72H217ZM236 73H235V75H236ZM239 73V72H238ZM13 75H14V73H12ZM17 74V75H18ZM157 74V73H156ZM198 74H197V76H198ZM239 74H241V73H239ZM243 75H241V76H244V73H242ZM245 74V78L243 77V79H246V77H247V75ZM2 75V74H1ZM51 75V74H50ZM79 75V74H78ZM81 75V74H80ZM83 75V74H82ZM159 75V74H158ZM205 75V74H204ZM207 75V74H206ZM234 75V76H235ZM7 76V75H6ZM71 76V75H70ZM84 76V75H83ZM192 76H194L193 74H192ZM196 76V75H195ZM251 76H249V77H251ZM45 77V76H44ZM131 77V76H130ZM129 77V78H130ZM155 77H157V75L155 76ZM203 77V76H202ZM225 77V76H224ZM236 77V76H235ZM1 78H3V76L1 77ZM1 78H0V80H1ZM41 78H43V77H41ZM57 78V79H56ZM80 78V77H79ZM191 78H193V77H191ZM194 78H196V77H194ZM193 78V79H194ZM240 78V77H239ZM238 78V79H239ZM48 79V78H47ZM64 79V78H63ZM72 79V78H71ZM104 79V78H103ZM134 79V78H133ZM136 79V78H135ZM188 79H189V77H188ZM187 79V80H188ZM198 79L199 78H196V80L198 81ZM233 79H234V77H233ZM237 79V80H238ZM242 78H240V80H241ZM3 80H4V78H3ZM3 80H2V82H3ZM43 80H44V78H43ZM49 80V79H48ZM48 80H46V82L48 81ZM96 80H98L97 78H96ZM95 80V81H96ZM187 80H186V82H187ZM225 80V79H224ZM230 80V79H229ZM232 80V79H231ZM247 80H249L248 78H247ZM79 81H81V80H79ZM134 81V80H133ZM193 81V80H192ZM227 81V80H226ZM236 81V78H235V80H233V81H230V82H232V85L230 84L228 87H226L225 86V88L221 91V94L223 93L224 95H226L227 96V94H231V93H234V95L236 94V97L239 95V93H242L243 92V90L245 89L244 88V84H242L243 82V80L240 82L239 80V82H240V84L238 83H236L235 82ZM250 81H252V80H250ZM45 82V83H46ZM59 82V81H58ZM72 82V81H71ZM100 82H102V81H100ZM104 82V81H103ZM123 82V81H122ZM228 82V81H227ZM245 82H247L246 80H244V83ZM33 83H35L36 85H37V87H39V89L41 88V87H44V91L43 90H41V91H43V93H41V94H37L36 92V90H38V89H36L35 87V89L33 88V85H32V88L30 89V85L31 84H33ZM59 83H61V82H59ZM64 83H65V80H64ZM75 83V82H74ZM97 83V82H96ZM135 83V82H134ZM133 83V84H134ZM250 83H252V82H250ZM23 84L25 85V86H23ZM94 84V83H93ZM1 85V84H0ZM66 85V84H65ZM78 85V84H77ZM135 86H136V84H134ZM249 85V84H248ZM2 86H3V84H2ZM30 86V87H29ZM61 86V87H60ZM74 86H75V84H74ZM73 85L72 86H70V90L69 89H67L68 90V92L66 91L65 92V94H63V97H64V95L65 96H68L67 94H72V93H76L75 95H74V99L76 98V99H78L80 102H82V99L84 100V98L87 96V95H89V92L91 91L92 92V89L90 90V88H88L87 86H81V84L78 86L79 88H78V90H75L76 88L74 87ZM1 87V86H0ZM3 87V88H4ZM26 87V88H25ZM69 87V86H68ZM71 87H74V88H71ZM77 87V86H76ZM22 88V89H21ZM135 88V87H134ZM204 89V88H203ZM203 92L201 93V94H203L202 96H203V98H210L211 99V97H212V95H214L213 94V92L211 93H209V91H205L204 92V90H202ZM38 92H39V90H38ZM63 92V93H62ZM129 93V92H128ZM173 94V93H172ZM199 94V93H198ZM245 94V93H244ZM124 95V94H123ZM175 95V102H174V106H175V108H176V106H178V105H181L182 104V102L183 101H186V100H188V101H190V102H194V101H199V103H200V101H201V103L203 102V99H201V97H200V99L197 97V96H192V97H190L189 99H187L186 98V96L184 97V96H182L181 94H179V95H176V94H174ZM184 95V94H183ZM25 97L24 99H22V100H19V104H16V105H14L15 104V102H17V100L18 99H21V98H23V97ZM97 96V95H96ZM166 96V95H165ZM171 96V95H170ZM231 96V95H230ZM240 96H242L241 94H240ZM51 97V96H50ZM54 97V96H53ZM52 97V98H53ZM60 97V98H59ZM63 97H62V99H63ZM173 97V96H172ZM217 96L215 95V97H213V99L214 98H216ZM52 98H51V100H52ZM66 98V97H65ZM73 98V97H72ZM36 99V100H37ZM56 99V98H55ZM235 99H237V98H235ZM34 100V99H33ZM42 100H40V101H42ZM67 100V99H66ZM92 100V99H91ZM217 100V99H216ZM223 100V99H222ZM230 100H232V99H230ZM227 101V102H232V101H236V100H232V101ZM35 101V100H34ZM37 101H39V99L37 100ZM36 101V102H37ZM68 101V100H67ZM74 101V100H73ZM243 101V100H242ZM55 102V101H54ZM63 102V101H62ZM66 102V101H65ZM94 102V101H93ZM192 102V103H193ZM38 103V102H37ZM40 103V102H39ZM61 103V102H60ZM75 103V102H74ZM95 103H97V102H94V104ZM186 104H187V102H185ZM184 102H183V105L185 104ZM192 103H190V104H192ZM215 103V102H214ZM263 104V106H264V100H260V102H259V104ZM44 105H45V103H43ZM47 104V103H46ZM73 104V103H72ZM99 103H97V105H98ZM206 104V103H205ZM233 104H235V103H233ZM43 105V106H44ZM55 105V104H54ZM53 105V106H54ZM71 105V104H70ZM86 105H87V102H86ZM193 105V104H192ZM191 105V106H192ZM200 105V104H199ZM226 105V104H225ZM53 106H47V107H45V109L42 111L41 110V115L39 114V113H37L36 111V113L37 114H39L41 117H39V119H38V117H36L34 114H36L35 112H34V114L33 113H26L27 115L25 116V118H24V120L22 121L21 119H18L20 122H22V123H20V122H18L17 121V119H14V118H12V116H10L9 115V117H8V115L6 116V117H8L9 119H10V117L13 119V120H15V124L17 123L18 125L17 126H19V124H20V126H22L23 125V122H25V121H28V122H30V121H33V122H31V123H33L34 124V122H35V126L32 124L31 125V123L29 124V125H31L32 127H33V129H34V127L36 128L35 130H37V133H38V131L40 130L41 132H43L46 128H45V126H43L45 123H46V120L48 119V118H53L54 116H55V119L57 118L56 116L59 114V110L57 109V107H53ZM67 106H69L68 104H67ZM91 106V105H90ZM93 106V105H92ZM94 106H96V104L94 105ZM195 106V105H194ZM217 106V105H216ZM226 106H229V108H231L230 106H232V112L231 113H234L233 111H234V108H233V105H232V103H231V105H229V104H227ZM247 106V105H246ZM11 107V108H10ZM38 107V106H37ZM101 107H102V105H101ZM100 107V108H101ZM188 107H189V105H188ZM187 107V108H188ZM213 107H215V106H213ZM212 107V108H213ZM218 107V106H217ZM223 107V106H222ZM29 108V107H28ZM61 108V107H60ZM85 108V107H84ZM90 108H92V109H94V108H97V107H90ZM99 108V106H98V109H100ZM174 108V107H173ZM193 108V106L192 107H190V109H191V111L193 110L192 109ZM224 108V107H223ZM226 108V107H225ZM228 108V107H227ZM229 108H228V110H229ZM247 108V107H246ZM41 109V108H40ZM86 109V108H85ZM196 109V108H195ZM215 109V110H214ZM214 109H212L213 110V113L215 114V112L216 113H219V112H221V107H219V110H216L217 108L215 107ZM28 110V109H27ZM70 110H71V112L73 113V114H75V113H78V111H79V107H77V106H75V105H72L71 106V108H70ZM95 110V109H94ZM224 110V109H223ZM226 110V109H225ZM224 110V117H225V115L227 116V115H229V111L228 110H226L225 111ZM244 110V109H243ZM247 110V109H246ZM1 111V110H0ZM5 111V110H4ZM33 111V110H32ZM31 111V112H32ZM38 111V110H37ZM97 110H95V112H96ZM124 111V110H123ZM130 111V110H129ZM195 111V110H194ZM231 111V110H230ZM12 112V111H11ZM40 112V111H39ZM181 112V111H180ZM203 112V111H202ZM210 112V111H209ZM212 112V111H211ZM235 112H236V110H235ZM90 113V112H89ZM88 113V114H89ZM100 113V112H99ZM157 113V112H156ZM175 113V112H174ZM192 113V112H191ZM195 113V112H194ZM237 113V112H236ZM236 113H234V114H236ZM242 113V115H238V116H244V118H246V124L251 128V126H253L254 127V130H252L253 128H251V130H248V132H245V130H243L244 132L243 133H241V131H239V134H238V136L237 137H239V140H238V142L239 143H237V141L235 142L234 141V143H236V144H233V142L231 143V145L233 144V147H232V149L230 150V153L231 154H224V155H222V157L224 158V159H222V158H220L221 156H219V158L220 159H222V160H220V163H216V164H220V167L219 168H221V169H223L224 167H223V163H226V162H228L226 165H224V166H227V165H229L228 166V169H231L230 170V172H228V173H230V175H227L228 177H226L225 179L227 180V183L226 184H223L222 183V187H218V186H216V188H213V189H202L201 188V190H199V192L197 193V191L196 190H192L193 188L191 187V186H193L192 184L194 183V184H199V183H197V182H200L201 180H202V178L201 177H205V178H207L208 180H209V182L211 183H214L215 184V182L216 181H218L219 180V178L221 179L222 177H223V173L221 172V173H217L218 175H214V174H209V173H203L202 174V172H200V175H198L197 177H193V182L192 183H190L191 184V186H188V189H189V187H191L190 189V191L188 190V191H186V192H184V193H182L183 195H182V197L181 198H179V204H177L174 208H176V207H178V205H179V209H180V211H178V212H175V213H173L172 215H170L171 214V210H170V214H167L168 216L170 215V218L168 217V219H169V222L170 223H172V222H181V219H185V218H182L181 217V215L183 214V212H182V210H184V208L187 210V207L189 206L188 205V202L190 203V202H192L193 201V203H195L194 201H195V199L198 197V195H200V194H202V195H204V196H202V195H200V196H202V198L203 197H205V205H203L204 207L202 208L201 207V205H200V207L198 208L199 210H200V208H202V210L204 209V210H206L207 211V209H210V211H212L211 210V207L213 206V205H215L216 204V201H217V199L216 198H218L219 197V195H221V194H224V193H226L227 194V191L228 192H230L231 191V194L229 193V195H230V197L232 198V196L235 194V193H233V192H235V188H233L232 190H230V186H229V184H233L234 183V181H237V183L238 182H242V181H246V180H248L249 178L251 179L252 178V176H253V174L255 175V173H256V171L258 172H260L261 171V173L262 174H264V141H262V144H256V146H253V145H251V143L250 144H248L249 146L247 147V148H244L243 147V143H247V141H248V139L250 138V136L253 134V133H259V132H261L263 129H264V115H261V114H257L256 113V115H255V113L253 114V113H248V112H241ZM36 114V115H37ZM161 114V113H160ZM165 114V113H164ZM239 114V113H238ZM5 115V114H4ZM4 115H1L0 114V119H1V116L3 117ZM98 115V114H97ZM96 115V116H97ZM126 115V114H125ZM231 115V114H230ZM229 115V116H230ZM16 116V115H15ZM59 116V115H58ZM61 116V115H60ZM86 116V115H85ZM99 116V115H98ZM190 116H192V115H190ZM238 116H236L238 119H240ZM6 117H4L5 119V122L6 123H11L10 124V126L11 125H13V123L11 122V121H13V120H7L6 119ZM19 117V116H18ZM23 116H21V118H22ZM68 117V116H67ZM91 117V116H90ZM200 116H198V118H199ZM212 117V116H211ZM16 118V117H15ZM93 118V117H92ZM196 116H194V114H193V117H187L184 121L185 122H188V121H191V120H194L195 119V122H196V120L198 119ZM228 118V117H227ZM23 119V118H22ZM59 119H61V118H59ZM58 119V120H59ZM99 119V118H98ZM97 119V120H98ZM131 119V118H130ZM223 119V118H222ZM225 119V118H224ZM232 119V118H231ZM49 120V119H48ZM62 120H63V117H62ZM79 120V119H78ZM94 120H95V118H94ZM64 121V120H63ZM90 121H93V120H90ZM183 121V122H184ZM200 120H198V122H199ZM226 121H227V119H226ZM226 121H223V122H226ZM238 121H240V120H238ZM238 121H236L237 123H238ZM58 122H60V121H58ZM65 122V121H64ZM80 122V121H79ZM95 122V121H94ZM223 122H221V124L223 123ZM236 122L235 123H233V124H235L236 125ZM0 123L1 124H3V122L2 121H0ZM8 123V124H9ZM66 123V122H65ZM70 123H72V122H70ZM85 123V122H84ZM93 123V122H92ZM190 123V122H189ZM193 123H194V121H193ZM245 123V122H244ZM8 124H3V125H6V127L7 126H9ZM22 124V125H21ZM47 124V123H46ZM74 124V123H73ZM191 124V123H190ZM245 124V125H246ZM48 125H49V123H48ZM65 125H67V124H65ZM76 125V124H75ZM77 125H78V127L81 129V134L80 133H78L80 136L81 135H84V136H78V138H76V142L75 141H73L74 143H73V146H72V148L70 147V149H69V151L66 153V154H62V155H59L58 153H56L55 151H53V149L52 150H50L49 148H48V146H45V145H43L42 144V139L40 138V137H36V136H38V135H36V136H33V137H30V139L29 140H27V138H26V142H29V143H34V145L36 144L37 146H39V148H44V152H45V154H44V156L46 157V161H49V162H51V164H52V167H50V169L48 170L47 169V171H46V169L45 170H43L42 171V169L41 168H38L39 170H37V168L35 169V167H36V165L35 164H33V162H31L32 164H33V166H34V168H33V166H32V169L34 170V178H39V180H40V184L37 186V184H38V181H37V183L35 182L34 184H32L29 188H26L25 190H24V192H22L23 193V195H21L22 196V198H23V202L20 204L21 205V209H20V213L19 214H15V212L14 213H10L9 211H7L4 215H5V217L3 216V220H2V222L4 221V219L5 218H11V217H13V219H12V221H9V220H7L5 223V226H4V231H6L5 232V234H3L2 236H0V244L1 245H5V244H7L8 242H10V241H13V239H15V237H14V235L17 233H14V230H11L10 231V229H8L9 227H11V226H13V227H15V228H17V227H19V225H20V227L24 224V223H26L25 221H31L32 220V217H31V219L29 218V219H27V217L28 216H41L42 217V215H49L50 214V211L54 208H52L51 207V210H50V208H49V205L50 206H53V204L51 205L50 203H54V202H56V199H59V198H56V191H55V180L56 179H59L58 177L60 176V178H61V176L63 175V172L64 171H67V169H69L70 170V175H71V172L73 173L74 171H77L79 174H80V177H79V179L80 180H82V181H85V184H86V187H88V189H92V192H94V194H95V196H91L90 197V200H88V199H85V198H87L88 197V194H87V196H85L84 194H83V197L82 198H84V196H85V200L84 199H82L86 204H83V205H79V203L77 202L74 206L72 205V207L70 206V213H69V216L68 217H66V219H65V221H63V223L62 224H64V226H60V225H52V224H50V225H45V227H43L42 229H41V231H40V233H38V235H40L41 237H40V239H38L39 237H31L30 238V240L27 242L28 243V247L26 248V251L25 250H23L24 252H22L23 254V259H25L23 262H22V264H29L28 262L29 261H32V259H34V258H36L35 257V253L37 254H39L40 256H42L43 255V259H42V261H40L41 262V264H54V263H56L57 262V260L59 261L58 263H60V264H69L68 262H71V260H69L70 259V256L69 255H71V253H72V251H73V247H72V245L71 244H74V243H76L77 245H78V243L82 246V248H84L83 249V252H84V254H81L79 257H78V262H74V263H72V264H79V262L81 261L82 262V260L84 259V257L85 256H87V258H88V260H90V262H91V260L94 258V259H98L99 261H101V262H103V264H116L117 262V260L115 261V259H114V257L113 256H116V255H113V250H112V252H110V253H108L107 254V252H101V251H99V250H102V249H99V247H98V245L100 246H102V244H103V246H110V245H121L120 247H117L116 249H114L115 250V252H117V253H119V256L121 255V257L123 256V260H125L123 263H121V264H147L148 263V261H149V259L148 258H150V256H154V257H156L155 255L156 254H158L157 256H158V258H157V260H156V263L158 264V263H165V261H167V259H168V257H170V256H178L179 257V255L180 254H184L183 252H187L189 249H191V248H197V250L198 249H200V250H198V251H201V249H207L208 250V253L210 252V251H213V249L215 248V246L216 247H219L218 245H217V242H216V238L215 237H217V236H223V235H220L221 233H222V231L220 232L219 230H216L213 226H208V224H214V223H216V222H219V220L218 219H216V216L213 218V217H211V218H208V221L207 220H203V218H200L201 217V214L199 213H197L198 215L196 216L197 218L196 219H198V220H196V222H195V225H193L194 226V229H192L191 228V226H190V229H192V230H194V231H191V233L192 232H195V233H192V234H197L196 236H193L191 233H190V235H189V233L187 234L186 232H188V231H186V230H190L189 228H186L185 226H189V224H186V223H184V224H182V222H181V224L179 225V226H177L178 227V229H177V231H181L180 232V234L179 233H173L174 234V238L173 237H171V236H169V237H171V239H168L167 241H165V244H168L169 246H166L167 248L169 247V251L167 250H165L164 248H162V245H163V247H164V245L165 244H162L161 245V243H163V242H161L160 243V245H156L155 243L152 245V244H150L149 242H150V240H148V241H146V237H144L143 236V234H142V231L144 230V228H143V226L145 225V224H143V226H137L138 224H137V222H138V218L140 217V216H145V217H148L147 219H148V222L150 223V225L151 226H155V227H157L158 228V231H156V232H154L155 230L154 229H151L150 230V237H153L154 238V236L156 235L157 236V233H160L165 227V225L163 224L162 225V223L159 221L160 219V215H162L163 213H162V211H163V209H162V211H160L159 209H158V206H157V208H155L156 206L154 205V204H156V205H161V204H163V203H166V202H164V199L162 198V197H164L165 196V201L167 200L166 198L168 197L169 198V196H167V195H165V194H167V193H161V195H164V196H161V195H158V194H160V193H158L157 195L160 197V198H162L161 200H155V199H157V197L158 196H156L155 195V197L154 196H152V198H154V200H155V203H153L152 201H154L151 197V199L148 197V200H144V202H143V204H141V206L140 207H138V208H135L136 207V202H137V200L139 201V199H137L136 200V202H134V200L138 197L137 195L142 191H140L139 189H140V187H142V189H144L143 188V186L145 185H147V186H150V185H152L153 187L152 188H154L155 186H156V189H157V185H155V181L153 180V179H155L156 177L157 178H159L160 176L159 175H162V173H161V170H163V169H165L166 167H171V166H176L175 168L177 169L176 170V172H177V174H179V172L180 173H182V174H186L187 172H191V171H195V170H200L201 168H203L204 166H206V165H208L209 163H212L215 159H218V158H216V156L217 155H220V153L223 151V150H227L226 152H228L229 153V151H228V149H227V147L229 146H225L227 143L228 144H230L229 143V139H227L226 137L228 136V132H231V131H229L228 129H230L229 128V126H228V129H226V132H222V131H220V130H218L217 128H215V130H213V131H210L211 133H210V136H211V140L213 139V142H215L214 140L216 139V140H220V139H222L223 140V138L222 137H225L224 138V141L223 142H225V144H224V146H225V148L222 150V151H220V152H218L217 150V154H216V151L215 152H212L211 150V146L212 147H214L215 146V143L217 142H219V141H216L214 144H211V146L209 147L208 145V147L211 149H208V150H206V148H207V146L205 147V149L203 150V148L202 149H200L199 148V146L198 147H196V144L198 143L197 141H196V138H194V137H197V136H193V138L195 139V140H193V138H192V136L190 137V138H192V140H193V142H194V144H195V142H196V144H195V147H193L194 149H191V150H193V152H191V155H190V153H188L189 155H190V160L188 159H185V156H183L184 157V159L185 160H187V161H184V159H183V164L181 163L180 165H179V163H178V165H176V159H177V157H178V154H179V152H178V148L176 147V145L177 144H179V142L176 144H174L175 146H172L173 147V149H174V151L172 150V155H168L170 152H168V156L166 157V156H164V154L163 155H161V157H159V156H157V154H159V148L157 147V149H153V150H151V151H145L144 150V152H143V150L142 151H132L131 150V147L130 148H128L127 146H123V145H121V144H116V148L117 149H123L124 151L126 150V152H127V155H126V159H128L129 160V162L131 163V161L132 160H134V159H136L137 158V161L139 160V159H142L143 160V158L145 157L144 155H147V156H151V155H155V157L157 156V160H155V162H156V165H158L159 166V168H160V173L158 172V170H156V168L158 167H156L155 169H152V168H149V164H147V166H144V167H148L149 169H146L145 168V170H144V168L142 169V167L143 166H141V167H139V165H138V169H135L134 167H132V168H129L127 171H124V172H121L120 174H106V171H107V169H109L108 168V166H107V168H105L106 166H105V161L106 160H109V161H111V158H113L116 154L114 153V151L112 152H105V155H104V157H105V159H102V158H104V157H102L101 159L100 158H96V157H94V156H87L86 154L87 153H85L86 152V150L88 149L89 151L91 150V149H93L94 147L96 148V149H94V151H96L97 150V148L98 147H96V144H97V142H95V141H92L93 139H89L88 138V128L85 126H82V125H80V123H78V121H77ZM227 125H229V124H227ZM9 126V127H10ZM19 126V127H20ZM31 126H28L26 123H25V125H24V127H28V129H29V127H31ZM41 126V127H40ZM44 128H43V127ZM69 126V125H68ZM116 127H117V125H115ZM219 126V125H218ZM223 126V125H222ZM226 126V125H225ZM224 126V127H225ZM237 126V125H236ZM235 126V127H236ZM248 126H246V127H248ZM0 127H3V126H1L0 125ZM5 127V126H4ZM15 127V126H14ZM14 127H13V129H14ZM32 127H31V129H32ZM107 127V126H106ZM149 127V126H148ZM158 127V126H157ZM223 127V128H224ZM243 127V126H242ZM11 128H12V126H11ZM68 128V127H67ZM72 128V125H71V127H70V129ZM74 128V127H73ZM105 128V127H104ZM108 128V127H107ZM110 128V127H109ZM113 128H115V127H113ZM121 128V127H120ZM126 128V127H125ZM174 127H171V129L168 127V128H166V130H167V132H168V135L169 134H172L173 133V131H172V129H173ZM232 128V127H231ZM239 128H240V126H239ZM244 128V127H243ZM1 129V128H0ZM6 129V128H5ZM7 129H8V127H7ZM12 129V130H13ZM41 129H43V130H41ZM70 129H69V133H67V134H69L70 136H71V138H73V135H74V133L72 132V131H70ZM96 129V128H95ZM97 129H98V127H97ZM100 129H101V127H100ZM143 129V128H142ZM154 129V128H153ZM165 129V128H164ZM169 129V130H168ZM222 129V128H221ZM234 128H232V129H230V130H232V133H233V131L235 130H233ZM242 129V128H241ZM247 129V128H246ZM26 130H27V128H26ZM73 130V129H72ZM122 130V129H121ZM129 130V129H128ZM158 130V129H157ZM166 130H165V132H166ZM32 131H34V130H32ZM39 131V132H40ZM68 131V130H67ZM114 131V130H113ZM127 131V130H126ZM186 131V130H185ZM206 131V130H205ZM223 131H225V130H223ZM256 131V132H255ZM9 132V131H8ZM7 132V133H8ZM27 132V131H26ZM41 132H40V134H41ZM45 132H46V130H45ZM71 132V133H70ZM75 132V131H74ZM97 132V131H96ZM99 132V131H98ZM107 132V131H106ZM109 132H111V131H109ZM138 132V131H137ZM175 132V131H174ZM203 132V131H202ZM7 133H6V135H7ZM35 133H36V131H35ZM36 133V134H37ZM103 133V132H102ZM108 133V132H107ZM113 133V132H112ZM139 133V132H138ZM227 134V136H226V134ZM235 133V132H234ZM233 133V134H234ZM3 135H5L4 133H2ZM23 134V133H22ZM27 134V133H26ZM31 134V133H30ZM34 134V133H33ZM39 134V135H40ZM42 134H44V132L42 133ZM40 135V136H43L44 137V135H46V134H44V135ZM49 134H50V132H49ZM66 134V135H67ZM109 134V133H108ZM203 134V133H202ZM205 134H207V133H205ZM2 135V136H3ZM17 135V134H16ZM25 135V134H24ZM65 135V136H66ZM101 135V134H100ZM104 135H105V133H104ZM138 136H139V134H137ZM136 135V136H137ZM225 135V136H224ZM20 136V135H19ZM18 136V137H19ZM23 136V135H22ZM29 136H32V135H29ZM29 136H27L28 138H29ZM52 136H53V134H52ZM75 136V135H74ZM137 136V137H138ZM174 136V135H173ZM203 136V135H202ZM208 137H209V134L207 135ZM3 137H5V136H3ZM1 138V136H0V151L2 150H4V149H7V148H5V147H7V144H10V142H8L7 144H6V139L5 138ZM17 137V136H16ZM15 137V138H16ZM49 138V135L47 136H45L44 138H45V140L47 139V138ZM55 137V136H54ZM62 137V136H61ZM69 136H67L66 138H68ZM139 137H141V136H139ZM138 137V138H139ZM144 137V136H143ZM199 137H201V135L199 136ZM198 137V138H199ZM236 137V138H237ZM20 138H22V137H20ZM57 138V137H56ZM55 138V139H56ZM70 138V137H69ZM169 138V137H168ZM167 138V139H168ZM202 138V137H201ZM207 138V137H206ZM205 137H204V139H206ZM231 138V137H230ZM235 138V137H234ZM258 138V137H257ZM50 139V138H49ZM59 139V138H58ZM63 139V138H62ZM105 139V138H104ZM203 139V140H204ZM208 139V138H207ZM263 139V138H262ZM12 140V139H11ZM18 140V139H17ZM21 139H19L18 141H20ZM22 140H23V138H22ZM44 140V141H45ZM53 140V139H52ZM51 140V141H52ZM71 140V139H70ZM75 140V139H74ZM149 140V139H148ZM164 140V139H163ZM172 140V139H171ZM191 140V139H190ZM190 140H186V142L187 141H189V143L192 145V141H190ZM198 140V139H197ZM200 140V139H199ZM210 140V139H209ZM221 140V141H222ZM8 141V140H7ZM17 141V143L16 144H14L15 142H16V139H15V142L14 143H12V146H11V144L9 145V149H10V152H8V154H6L7 155V157L9 158H11V159H14L13 157H24V156H22L21 154H22V152H24L23 150L25 149H23L20 145V142H18ZM58 141V140H57ZM165 141V140H164ZM200 141H202V139L200 140ZM13 142V141H12ZM21 142H23V141H21ZM24 142H25V140H24ZM25 142V143H26ZM47 142H48V140H47ZM50 142V141H49ZM49 142L47 143V145L49 144ZM181 142V141H180ZM183 142V141H182ZM185 142V141H184ZM203 142V141H202ZM204 142H207V140H205ZM210 142V141H209ZM44 143V142H43ZM115 143V142H114ZM188 143V144H189ZM211 143H212V141H211ZM216 143V144H217ZM249 143V142H248ZM252 143H253V141H252ZM14 144V145H13ZM41 144H42V146H41ZM46 144V143H45ZM70 144V143H69ZM134 144V143H133ZM132 144V145H133ZM136 144V143H135ZM163 144V143H162ZM166 144V143H165ZM170 144V143H169ZM172 144V143H171ZM170 144V145H171ZM193 144V145H194ZM199 144H201V143H199ZM210 144V143H209ZM218 144H220V143H218ZM217 144V145H218ZM254 144V143H253ZM6 145V146H5ZM22 145H24V144H22ZM28 145V144H27ZM128 145V144H127ZM131 145V146H132ZM150 145V144H149ZM168 145V144H167ZM186 145H187V143H186ZM206 145V144H205ZM214 145V146H213ZM10 146L12 147V148H10ZM21 147L23 150H22V152L20 151L21 150V148H19L18 149V147ZM32 147H33V145H31ZM37 146H35V147H37ZM41 146V147H40ZM50 146V145H49ZM97 146H98V144H97ZM179 146H180V144H179ZM204 146V145H203ZM218 146H221V144L220 145H218ZM217 146V147H218ZM223 146V145H222ZM223 146V147H224ZM27 147V146H26ZM46 147V148H45ZM149 147V146H148ZM151 147V146H150ZM167 147V146H166ZM169 147V146H168ZM171 147V148H172ZM177 149H176V148ZM190 146L188 145V148H189ZM246 147V146H245ZM16 149V151H13V149ZM28 148V147H27ZM34 148V147H33ZM38 148V149H39ZM89 148H91V149H89ZM229 148V147H228ZM65 149V148H64ZM134 149H136V146H135V148ZM167 149V148H166ZM215 149H219V147L218 148H215ZM8 150V149H7ZM32 150V149H31ZM58 150V149H57ZM85 151V152H83L82 153V151ZM115 150V149H114ZM137 150V149H136ZM188 150V149H187ZM201 150L202 151H204V152H201ZM220 150H221V148H220ZM25 151H27V150H25ZM42 151V152H43ZM93 151V150H92ZM94 151H93V153H94ZM98 151H101V150H98ZM162 151H163V149H162ZM169 151V150H168ZM190 151V150H189ZM253 151H256L257 152V154L255 155V152H253ZM29 152H31L30 150H29ZM35 152V151H34ZM43 152V153H44ZM224 152V151H223ZM226 152H224V153H226ZM28 153V152H27ZM26 153V154H27ZM61 153V152H60ZM85 153V154H84ZM102 153V152H101ZM219 153V154H218ZM234 155H233V154ZM26 154H25V156H26ZM30 156H31V154L30 153H28ZM27 154V155H28ZM41 154V153H40ZM97 154V153H96ZM149 154V155H148ZM171 154V153H170ZM188 154H185V155H188ZM222 154V153H221ZM236 154V155H235ZM6 155H5V157H6ZM24 155V154H23ZM28 155V156H29ZM34 155H36V154H34ZM38 155V154H37ZM37 155L35 156V157H37ZM153 155V156H154ZM189 155H188V157H189ZM228 155V156H227ZM258 155V156H257ZM4 156V155H3ZM40 156V155H39ZM144 156V157H143ZM180 156H181V154H180ZM197 158H199V157H201V164H206V163H208V164H206V165H204L203 167H202V165H201V168L199 167L200 165H199V163L198 162H195L196 161V157ZM43 157V156H42ZM116 157V156H115ZM154 157V158H155ZM182 157V158H183ZM16 158V159H17ZM27 158V157H26ZM33 159L34 157H29L28 159ZM147 158V157H146ZM229 158V159H228ZM257 158H259L260 160H258ZM19 159V158H18ZM37 159V158H36ZM40 159V158H39ZM39 159H37L38 161H39ZM125 159V158H124ZM149 159H150V157H149ZM148 159V160H149ZM153 159V158H152ZM152 159H151V161H152ZM228 159V161H226ZM44 160V159H43ZM62 162H61V161ZM131 160V161H130ZM257 160V161H256ZM28 161V160H27ZM31 161V160H30ZM108 161V162H109ZM114 161V160H113ZM136 161V160H135ZM145 161V160H144ZM150 161V160H149ZM217 161V160H216ZM226 161V162H225ZM4 162V161H3ZM40 162H41V159H40ZM44 162V161H43ZM107 162V161H106ZM128 162V161H127ZM128 162V163H129ZM154 162V161H153ZM200 162V161H199ZM217 162H219V161H217ZM5 163H7V162H5ZM30 163V164H31ZM35 163H37V161H35ZM48 163V162H47ZM125 163V162H124ZM134 163H136V162H134ZM140 163V162H139ZM149 163V162H148ZM0 164L2 165H0L1 167H0V169H2L3 170V167H6L5 166V164L4 163H1L0 162ZM24 164V163H23ZM26 164H28V166L30 165L29 163H26ZM31 164V165H32ZM107 164V163H106ZM120 164H121V162H120ZM155 163H153L152 165H154ZM213 164V163H212ZM43 165V164H42ZM108 165H109V163H108ZM123 165V164H122ZM210 165V164H209ZM16 166V165H15ZM38 166V165H37ZM125 166V165H124ZM137 166V165H136ZM150 166H151V162H150ZM213 166H216V165H213ZM18 166H16V168H17ZM26 167V166H25ZM110 167H112V164L110 165ZM128 167V166H127ZM155 167V166H154ZM218 167V166H217ZM223 167V168H222ZM16 168H14V166H12L11 164H10V166H9V168H8V170L9 171H15V169ZM31 168V167H30ZM29 168V169H30ZM86 168H90L91 170H92V172H90L89 171V173L88 174H81L82 173V170L83 169H86ZM113 168V167H112ZM115 168V167H114ZM120 168V167H119ZM122 168V167H121ZM139 168H141V170L139 169ZM174 168V169H175ZM200 168V169H199ZM218 168V169H219ZM226 169H227V167H225ZM7 169V168H6ZM27 169V168H26ZM25 169V170H26ZM28 169V170H29ZM44 169V168H43ZM124 169V168H123ZM127 169V168H126ZM125 169V170H126ZM214 170H215V168H213ZM226 169H223V170H225V173L228 171V170H226ZM5 170V169H4ZM110 170V169H109ZM114 170V169H113ZM116 170V169H115ZM44 171H46L45 173H44ZM112 171V170H111ZM147 171L149 172V173H147ZM219 171H220V169H219ZM233 171V172H232ZM4 172V171H3ZM11 172V173H12ZM19 172V171H18ZM163 172V171H162ZM224 172V171H223ZM16 173V172H15ZM27 173V172H26ZM77 173V174H78ZM108 173V172H107ZM142 173L144 174H146L147 176H148V180H147V182L146 183H142V181H144L142 178V180H141V182H140V176L142 175ZM215 173V172H214ZM8 174V173H7ZM135 174V175H134ZM173 174V173H172ZM175 175H176V173H174ZM173 174V175H174ZM18 175V174H17ZM24 175V174H23ZM69 175V176H70ZM74 175V174H73ZM72 175V176H73ZM75 175H76V173H75ZM171 176L172 177V179H167L168 181V186H166L165 185V187H167V190L168 191H175V190H173L174 189V187H177V186H175L176 185V177H177V175L176 176ZM225 175V174H224ZM20 176V175H19ZM18 176V177H19ZM68 176V177H69ZM159 176V177H158ZM226 176V175H225ZM224 176V177H225ZM264 176V175H263ZM13 177H15V176H13ZM12 177V178H13ZM67 177V178H68ZM74 177V176H73ZM76 177V176H75ZM75 177H74V179H75ZM78 177V176H77ZM76 177V178H77ZM99 177H100V180H99ZM133 177H134V180H133V183L134 182H136L137 184H138V182H139V185H130L129 183L131 182L130 180H128V179H133ZM223 177V178H224ZM11 178V177H10ZM20 178V177H19ZM66 178V179H67ZM71 178V177H70ZM169 178V177H168ZM222 178V179H223ZM261 178H262V176H261ZM71 179H73V178H71ZM70 179V180H71ZM78 179V178H77ZM127 179V180H126ZM221 179V180H222ZM61 180V179H60ZM69 179L67 180L69 183L71 182ZM79 180V181H80ZM120 180H122V181H120ZM159 180V179H158ZM172 180V181H171ZM9 181V180H8ZM17 181V180H16ZM34 181V180H33ZM33 181H32V183H33ZM59 181V180H58ZM130 181V182H129ZM162 181V180H161ZM220 181V180H219ZM218 181V182H219ZM67 182V183H68ZM72 182L73 183H75V180L73 181L72 180ZM78 181L76 180V186H77V183ZM119 182H121V184L119 183ZM124 183V185H123V183ZM221 182L222 181H220V185H221ZM250 182L251 181H249L248 182V184L250 185ZM16 183V182H15ZM58 183V182H57ZM80 183V182H79ZM135 183V184H136ZM217 183V182H216ZM224 183H225V181H224ZM237 183H235V184H237ZM5 185V183H3L2 182V180L0 181V188H2L1 186H4ZM60 184V183H59ZM83 184V183H82ZM132 184V183H131ZM144 184V185H143ZM156 184H157V182H156ZM251 184H252V182H251ZM262 186H263V189L261 190L260 188V190L262 191L261 192V198H262V200H263V202H264V177L261 179V183H260ZM64 185V184H63ZM69 185H71V184H68V186ZM164 185V184H163ZM218 185V184H217ZM219 185V186H220ZM257 185H259V184H257ZM260 185V186H261ZM76 186H75V188H76ZM81 186V185H80ZM147 186H146V188H147ZM160 186V184L158 185V187ZM228 186H229V188H228ZM262 186H261V188H262ZM62 187V186H61ZM67 186H65V188H66ZM71 187V186H70ZM69 187V188H70ZM78 187V186H77ZM164 187V188H165ZM173 187V188H172ZM196 187V186H195ZM258 187V186H257ZM60 188V187H59ZM145 188V189H146ZM149 188V187H148ZM147 188V189H148ZM151 188V187H150ZM149 188V189H150ZM151 188V189H152ZM161 188H162V186H161ZM160 188V189H161ZM164 188H162V192L164 191L163 189ZM212 188V187H211ZM242 188V187H241ZM247 188V187H246ZM245 187L243 188V190L244 189H246ZM9 189V188H8ZM20 189V188H19ZM18 188H11L10 187V194L12 195V197H16L17 195H20V190H19ZM64 189V188H63ZM67 189V188H66ZM71 189H74V187L73 188H71ZM107 189H110V190H112V192H109V191H107ZM146 189V190H147ZM155 189V188H154ZM155 189V190H156ZM187 189V188H186ZM230 191H229V190ZM58 190V192H60L59 190L60 189H57ZM166 189H165V191H167ZM70 191V190H69ZM69 191H65V194H67V192H68V194H69ZM72 191V190H71ZM152 191V190H151ZM150 191V192H151ZM90 192V191H89ZM143 192V194H144V191H142ZM142 192L140 193L141 195H142ZM147 192V191H146ZM145 192V193H146ZM259 192V191H258ZM75 193V192H74ZM97 193H98V196L99 195H105L104 196V198H101V197H98L97 198ZM123 194L124 193V195L125 196H127V197H121L120 196V194ZM173 193V192H172ZM4 194V193H3ZM58 194H60V193H58ZM67 194V195H68ZM85 194H86V192H85ZM93 194V193H92ZM151 194V193H150ZM149 194V195H150ZM168 194H170V193H168ZM233 194V195H232ZM241 194H243V193H240L239 195H241ZM259 194V193H258ZM10 195V196H11ZM62 195V194H61ZM66 195V196H67ZM73 195V194H72ZM71 195V196H72ZM75 195V194H74ZM141 195H139V197L138 198H140V196ZM173 195V194H172ZM228 195V194H227ZM228 195V196H229ZM243 195H245L246 196V193L245 194H243ZM69 196V195H68ZM90 196V195H89ZM145 196V195H144ZM167 196V197H166ZM242 196V195H241ZM241 196H239L240 198H242ZM41 198L42 197V199H41V201L42 202H40V207H41V209L42 210H39V208H38V210L39 211H36L35 209H33V207L34 206H36V205H34V201L35 200H37L38 198ZM62 197V196H61ZM60 197V198H61ZM172 197V196H171ZM229 197V198H230ZM238 197V198H239ZM244 197V196H243ZM256 197H257V195H256ZM7 197H1V199H0V204L1 203H7V200L9 199V198H11V197H9V194H8V199H6ZM21 198V197H20ZM66 198V197H65ZM65 198H64V200H65ZM80 198V197H79ZM89 198V197H88ZM95 198V199H94ZM103 199L107 204H109V205H118V206H121V207H126L127 208V210L129 211V213H125V212H117V211H113V210H108V209H106V208H104L103 206H101V205H99L100 203H96L95 201L97 200V202H98V200L99 199ZM160 198H158V199H160ZM228 198V197H227ZM247 198V197H246ZM67 199H69V197L67 198ZM100 199V200H101ZM150 199V200H149ZM178 199V198H177ZM200 199V198H199ZM202 199V200H203ZM254 198H252V200H253ZM258 200L260 199V198H257ZM60 200V199H59ZM61 200H62V198H61ZM60 200V201H61ZM169 200L170 201H172L170 198H169ZM198 200V199H197ZM197 200H196V202H197ZM218 200H219V198H218ZM257 200V201H258ZM8 201H10V199L8 200ZM12 201V200H11ZM17 201V200H16ZM16 201L14 202V203H16ZM63 201V200H62ZM61 201V202H62ZM68 201V200H67ZM70 201V200H69ZM79 201V200H78ZM142 201V200H141ZM161 201H163V202H161V204H160V202ZM168 201V200H167ZM175 201V200H174ZM173 201V202H174ZM200 201H201V199H200ZM235 201H237V203H234L233 204V206H232V208H228L229 206L231 207V205H232V202H231V204L230 203H228L229 204V206H228V204H227V208H225V206L226 205H224L223 207H222V210H226V214H228V216L229 217H231L232 218V220H231V222H229L228 224H227V226H226V228L230 231V230H233V229H235V230H238V231H241L243 234L245 233L246 235L249 233V231L251 230H249V224H251L250 222H252V220H253V218L252 217H254L255 215H260V213L262 214L263 213V217H264V205H262V206H258L257 208H253V210L251 211L254 215L252 216V213L251 212H249V210H248V213L247 214H244V213H242L240 210H239V204L240 205H243V204H241V202L240 203H238V199L236 200L235 199ZM244 201V200H243ZM242 201V202H243ZM253 201H255V200H253ZM19 202V201H18ZM38 203V201H35V203ZM64 203L63 204H61V205H63L65 208H66V206H67V202H65V201H63ZM157 202H159V203H157ZM175 202H178L177 200L175 201ZM233 202H234V200H233ZM258 202H260V201H258ZM262 202V203H263ZM36 203V204H37ZM41 203H43V205L45 206V208L43 207L42 208V206H41ZM58 203V202H57ZM60 203V202H59ZM58 203V204H59ZM139 203V202H138ZM141 203V202H140ZM168 203V202H167ZM192 203V205H194ZM199 203V202H198ZM201 203V202H200ZM243 203H245V202H243ZM257 203V202H256ZM19 204V203H18ZM56 204V203H55ZM54 204V205H55ZM10 205V204H9ZM15 205V204H14ZM34 205V206H33ZM48 205V206H47ZM57 205V204H56ZM169 204H166V205H162V207H167ZM170 205H171V203H170ZM188 205V206H187ZM13 206V205H12ZM19 206V205H18ZM37 206H38V204H37ZM36 206V207H37ZM154 206V207H153ZM185 206H187V207H185ZM244 206V205H243ZM243 206H240V208L241 207H243ZM39 207V206H38ZM56 207H58V205L56 206ZM59 207H62V206H59ZM120 207V208H121ZM161 207V206H160ZM169 207V206H168ZM192 207L193 206H190L189 207V209H188V214H191L192 212L190 211V209H192ZM69 208V207H68ZM68 208L66 209V211L68 210ZM108 208V207H107ZM172 209V206H170L169 207V209ZM194 208H195V206H194ZM214 208V207H213ZM224 208V209H223ZM9 209V208H8ZM55 209H57V208H55ZM54 209V210H55ZM122 209V208H121ZM161 209V208H160ZM168 209V208H167ZM167 209H165V210H167ZM177 209V208H176ZM179 209H177V210H179ZM11 210H13V209H11ZM33 210H35V211H33ZM65 210V209H64ZM164 210V211H165ZM176 210V211H177ZM196 210V209H195ZM221 210V209H220ZM224 210V211H225ZM241 210H243V209H241ZM14 211H15V209H14ZM174 211V210H173ZM209 211V210H208ZM207 211V212H208ZM209 211V212H210ZM244 211H245V209H244ZM53 212V211H52ZM60 212V211H59ZM69 212V211H68ZM167 212H169V211H167ZM185 212V211H184ZM191 212V213H190ZM196 211H194L193 213H195ZM208 212V213H209ZM223 212V211H222ZM222 212H219V213H222ZM16 213H18V212H16ZM142 213V214H141ZM162 213V214H161ZM181 215H180V214ZM192 213V214H193ZM204 213H205V211H204ZM207 213V214H208ZM98 215V216H101V218H102V221H101V223L100 224H98V226H96V227H94V228H96V230H95V233H94V231H93V233L94 234H90L89 232H88V230H90L92 227L91 226H89V225H91V224H89V223H87V224H85L86 226H82L81 228L78 226L77 227V225H79V222H77V220H78V218H80V217H87L88 219L90 218V217H92L93 218V215H94V217H95V215ZM100 214V215H99ZM141 214V215H140ZM146 214V215H145ZM166 214V213H165ZM191 214V215H192ZM196 214V213H195ZM217 214V213H216ZM224 214V213H223ZM226 214H224V216H227ZM53 215V214H52ZM55 215V214H54ZM54 215L53 216H51L52 217V220H53V217H54ZM217 215H219V214H217ZM27 216V217H26ZM39 216V217H40ZM59 216V215H58ZM98 216H96V217H98ZM186 216H188V215H186ZM200 216V217H199ZM47 217H49V216H47ZM95 217V218H96ZM166 217V216H165ZM193 217H195V216H193ZM33 218H35V217H33ZM36 218H38V217H36ZM86 218V219H87ZM140 218H142V217H140ZM139 218V219H140ZM163 218V217H162ZM161 218V219H162ZM188 218H190L189 216H188ZM191 218H192V216H191ZM225 218V217H224ZM227 219H229L228 217H226ZM260 217L258 216V219H259ZM55 219V218H54ZM91 219V218H90ZM94 219V218H93ZM92 219V220H93ZM98 220H99V218H97ZM165 219H167V218H165ZM187 219V218H186ZM193 219V218H192ZM227 219H224V220H227ZM257 219V218H256ZM11 220V219H10ZM60 220V219H59ZM81 220V219H80ZM98 220H96L97 222H98ZM144 220V219H143ZM142 220V221H143ZM216 220H218V221H216ZM260 220V219H259ZM258 220V221H259ZM262 220V219H261ZM33 221V220H32ZM37 221H38V219H37ZM54 221V220H53ZM61 221V220H60ZM59 221V222H60ZM95 221V222H96ZM182 221H184V220H182ZM186 222L188 221V219L187 220H185ZM197 221H199V222H197ZM216 221V222H215ZM24 222V223H23ZM52 222V221H51ZM58 222V221H57ZM99 222H100V220H99ZM145 222H147V221H145ZM191 222V221H190ZM221 222H222V220H221ZM220 222V223H221ZM264 222V221H263ZM23 223V224H22ZM31 223V222H30ZM142 223V222H141ZM227 223V222H226ZM4 224V223H3ZM84 224V223H83ZM89 224V225H88ZM175 224V223H174ZM192 224V223H191ZM190 224V225H191ZM253 224V223H252ZM263 223H261L260 225H258V227H256L258 230H263L264 231V225H262ZM40 225V224H39ZM141 225V224H140ZM147 225V224H146ZM170 225V224H169ZM173 225V224H172ZM204 225H206V226H204ZM94 226V225H93ZM204 226V227H203ZM217 226V225H216ZM19 227V228H20ZM25 227V226H24ZM23 227V228H24ZM37 227V226H36ZM52 227H54V228H58V230L59 229H61L60 227H62V229L63 228H69L70 229V231H75V229H77L76 231L77 232H74L68 239H66L65 240V242H67V244H65L64 245V247L62 248H58V246H56V244H54L57 248H55L54 247V245H51V242L53 241L54 242V237H55V235H56V233L54 234V233H52L53 231H52ZM145 227V226H144ZM147 227V226H146ZM145 227V228H146ZM27 228V227H26ZM114 229L113 231H114V233L113 234H108V231L110 230V229ZM170 228V227H169ZM168 227H167V229H169ZM255 228V229H256ZM174 229H176V228H174ZM183 229H186L185 231H183ZM218 229V228H217ZM220 229V228H219ZM226 229V230H227ZM2 230V229H1ZM0 230V231H1ZM221 230V229H220ZM61 231V230H60ZM256 231V230H255ZM14 233V235H13V233ZM21 232V231H20ZM185 232V233H184ZM259 232V231H258ZM31 233V232H30ZM70 233V232H69ZM144 233V232H143ZM64 234V233H63ZM244 234V235H245ZM37 235V234H36ZM58 235V234H57ZM56 235V236H57ZM145 235V234H144ZM264 235V234H263ZM62 236H64V235H62ZM189 236H191V237H189ZM248 236V235H247ZM260 236V235H259ZM17 237V236H16ZM264 237V236H263ZM59 238H60V236H59ZM64 238V237H63ZM173 238V239H172ZM213 238H215V239H213ZM242 238V237H241ZM257 238V237H256ZM148 239V238H147ZM252 239V238H251ZM254 239V238H253ZM18 240V239H17ZM56 240H57V238H56ZM59 240V239H58ZM164 240H165V238H164ZM224 240V239H223ZM222 240V241H223ZM239 240V239H238ZM241 240V239H240ZM257 240H258V238H257ZM256 240V241H257ZM218 241V240H217ZM237 241V240H236ZM243 241V240H242ZM260 241V240H259ZM14 242V241H13ZM55 242H57V241H55ZM137 243L136 245H134L133 243ZM238 242V241H237ZM240 242V241H239ZM262 242V241H261ZM148 243V244H147ZM157 243H159V242H157ZM10 244V243H9ZM96 244V245H95ZM106 244V245H105ZM218 244H219V241H218ZM240 244H241V242H240ZM239 243H238V245L236 246V247H234V248H232V247H230V249H233L234 250V252H236V254H242L243 256H247V257H249L248 255H251V253H253V251H255L254 250V248L253 247H250V246H248V245H246V247H244L242 244V246L240 245ZM8 245V244H7ZM75 245V244H74ZM79 245V246H80ZM236 245V244H235ZM6 246V245H5ZM80 246V247H81ZM98 247V249L99 250H91V249H93L94 247ZM100 246V247H101ZM227 246V245H226ZM2 247V246H1ZM96 247V248H97ZM242 247H244V248H242ZM4 248V247H3ZM141 248H145L144 250H142V251H144V254H143V257H142V261H140V259H139V261L138 262H136L134 259H133V257H134V255L136 254L137 255V253H138V251H139V249H141ZM229 248V247H228ZM24 249V248H23ZM81 249V248H80ZM188 249V250H187ZM219 249V248H218ZM2 250H4V249H2ZM17 250V249H16ZM22 250V249H21ZM103 250H105V249H103ZM206 250V251H207ZM215 250V249H214ZM217 250V249H216ZM227 250V249H226ZM5 251H6V249H5ZM7 251H8V249H7ZM107 251V250H106ZM225 251V250H224ZM224 251H222V253L220 252L219 253V255L220 254H224L223 252ZM87 252H89L90 253V255L87 253ZM214 252V251H213ZM213 252H211V253H213ZM217 252V251H216ZM15 253V252H14ZM21 253V252H20ZM86 253V254H85ZM116 253V254H117ZM226 253V252H225ZM8 254V253H7ZM210 254V253H209ZM231 254H234L233 253V251H232V253ZM39 255H37V256H39ZM88 255H89V257H88ZM118 255V254H117ZM141 255V254H140ZM242 255L240 256V258H241V260H242ZM2 256V255H1ZM72 256V255H71ZM212 256H214V255H212ZM227 256V255H226ZM228 256H229V254H228ZM235 257H236V255H234ZM233 256V257H234ZM136 257V256H135ZM139 257H141V256H139ZM171 257V258H172ZM231 258H232V256H230ZM38 258V257H37ZM41 258V257H40ZM39 258V259H40ZM86 258V257H85ZM118 258H120V257H118ZM152 258V257H151ZM239 258V257H238ZM122 259V258H121ZM205 259V258H204ZM217 259H219L220 260V258H217ZM233 259V258H232ZM244 259V258H243ZM246 259V258H245ZM17 260V259H16ZM97 260V261H98ZM119 260V259H118ZM133 260H134V262H133ZM136 260H138V259H136ZM177 260V259H176ZM212 260V259H211ZM224 260V259H223ZM247 260V259H246ZM2 261V260H1ZM173 261V260H172ZM213 261V260H212ZM228 261V260H227ZM240 261V260H239ZM238 261V262H239ZM36 262V261H35ZM35 262L33 263V264H35ZM64 262V263H63ZM120 262H122V261H120ZM235 262H237V261H235ZM241 262V261H240ZM3 263V262H2ZM2 263H0V264H2ZM19 263V262H18ZM57 263V264H58ZM83 263V262H82ZM150 263V262H149ZM148 263V264H149ZM155 263V264H156ZM14 264H17V262L15 261V263ZM21 264V263H20ZM30 264H32L31 262H30ZM40 264V263H39ZM71 264V263H70ZM81 264V263H80ZM83 264H86V263H83ZM90 264V263H89ZM118 264H119V262H118Z\"/></svg>", "mask_w": 264, "mask_h": 264}, {"label": "snow or ice", "instance_id": "6c2138e0", "mask_svg": "<svg viewBox=\"0 0 264 264\" xmlns=\"http://www.w3.org/2000/svg\"><path fill=\"white\" fill-rule=\"evenodd\" d=\"M141 2V0H135V4H139ZM2 4H3V0H0V6H2ZM130 6H132L131 4H130ZM31 19V18H30ZM174 19H176L175 17H174ZM215 91V90H214ZM135 175V174H134Z\"/></svg>", "mask_w": 264, "mask_h": 264}]
</instances>
